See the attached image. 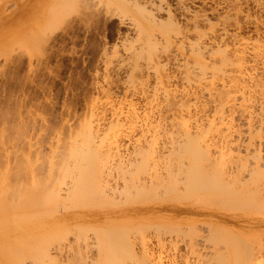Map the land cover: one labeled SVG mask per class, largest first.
I'll return each instance as SVG.
<instances>
[{
  "label": "rangeland",
  "instance_id": "obj_1",
  "mask_svg": "<svg viewBox=\"0 0 264 264\" xmlns=\"http://www.w3.org/2000/svg\"><path fill=\"white\" fill-rule=\"evenodd\" d=\"M73 3H75L76 5ZM159 7L161 9H159ZM49 8L50 9L56 8V9H52L51 10L52 12H49L50 11ZM168 10L171 11L172 13V14L170 13V16L172 15L171 17L169 16V14H167ZM150 15L153 16L154 18L151 19ZM158 20L159 21L163 20V21L159 22ZM168 20L170 21L171 25L170 24L167 25V22L169 23ZM164 31H165V34L167 32L169 35L166 34L167 35L166 36L163 33ZM143 35H145V37ZM148 36L150 38H148ZM220 36H222L223 38ZM163 37H164V40L162 39ZM195 38L199 40L201 44H204V45L207 44L206 46L208 47L207 50H209V53L208 52L205 53L206 64L211 60H212L211 62H213V60H215L216 58V60L213 63L211 62L208 63L207 65L208 69L212 68V66H215V68H218L219 66H223V64L221 65V62L219 63L220 65L218 64L217 58H219L220 56H226V57L229 56V58L232 56L231 58H233V62L237 56V58L235 59L237 67L239 64L241 65V62H243L242 66L245 68L247 67L248 69V70L246 69L247 73L251 74V75L247 73L244 74L243 75L244 78L242 76L243 79L241 77L240 78L238 77L239 72H237V70L234 69L236 68V66L231 64L233 62L230 63L231 66L229 64L228 66L229 69L228 67H226L227 70H231L230 68H233L232 72H230L231 74L233 73L232 76L238 75L237 77L241 79L240 81L238 80V82H240L241 85L245 84L246 89L244 88L243 91H240L241 93L243 92L242 93L243 95H240L241 93L239 92H236V95H235L234 92H232L233 90L232 89L231 90L232 93L230 92V94L232 95L231 96L229 93H227L228 89H223V88H226V86H223L222 84L223 81L222 82L221 80L218 81V79L217 81L215 79L217 83L215 82L216 84H214V87L212 88L213 90L204 89L202 87H199L198 84H196L197 82H195L196 80L194 79L195 73L194 74L187 73L188 71L193 72V68L191 69L190 67L192 66V63L194 62L196 63L195 55L192 53L191 55L189 51V49H191V44L195 42L198 43ZM143 39H144V42H143ZM149 39L152 41V43H154L155 41L154 45H152V43H148L150 42L148 41ZM194 39H195V42H193ZM165 40H167V43H165L166 42ZM146 42L148 44H145ZM141 44L143 45L145 44L146 46L148 45L147 47L153 46L154 50L151 47H149L151 48V51L149 48L148 50H146L147 49L145 48L146 46H143ZM181 44L182 46H179ZM164 46L166 47L164 48ZM219 46L222 48L224 47L223 48L224 50L227 48L224 52V53L227 52L225 55L221 53L222 48H220L221 50L220 51ZM214 47L217 48V50H215ZM139 48L140 49L142 48V50L145 49V51H142V53L140 52V55H138L139 53L138 51H140ZM212 48H214V50ZM133 50H136V51H133ZM218 50L221 55L220 54L218 55V53L216 54L215 51H218ZM235 50H239V52L236 51V53L234 54ZM152 51L153 52L156 51L154 52V55H153L154 58H152L155 60V62L152 61V63L153 62L156 63L155 65L160 63V65L162 64L165 68H163V66H159L158 64L159 68L162 67L161 69L158 70V67L153 66V64L151 65L146 64L147 62L145 61L146 59H148V57L150 56L149 53ZM132 52L134 53L137 52V54H133ZM143 52L147 54V57ZM211 52L213 53L211 54ZM228 52H231L232 54L230 53L229 55ZM241 53L243 56L241 55ZM258 53H260V55L261 54L264 55V0H93V1L92 0H84V1L83 0L81 1L80 0H68V1L66 0H0V154H1L0 155V205H1L0 208H2V204H3V207H6L8 209L7 211L5 208H3L2 211H0V264H45L46 262L45 263L43 262L48 260V258H44V257L41 258L42 254L40 252L42 250H40L39 252H36L35 250L33 251L32 249L33 251L32 252L30 250L31 248L30 247L28 248L27 245L23 247L20 246L22 241L23 242L32 241V243H34L35 240H36V243H35L36 245H37V241L40 243L41 242L40 240H44V241L47 240V243L44 241L40 243L41 249L43 245L45 246L46 244H49L48 247L50 246L53 247V245L63 243L62 245H60L62 248L61 250H57V249L55 250V248L52 249L54 251L51 250L52 251L51 260L52 258L53 260L52 261L48 260L50 262L49 263L47 262L46 264H97L98 262L100 264L101 263L111 264L109 261L112 260V257L113 258L116 257L112 260L114 261L113 264H142L141 260L135 259V257H133L132 255L131 257L130 253L127 252V250H125L127 253L124 250H122V246H121L123 243L122 237H126V238L127 236L130 237V241L134 243V252L137 251L136 253L138 255L139 248H136L137 245L135 244L138 243V239H139L138 237L141 235V233L142 234L144 233L143 235L145 236L146 239L151 240L150 247L152 248L154 247L155 249L154 253H156L157 251L155 256L156 255L160 256V262L156 261V264H217V262H219L218 264H242L243 262H244L243 264H248L250 262L251 264L252 263L253 264H264V212L260 211L262 209L258 206L260 205L259 200H258L259 204L257 203V201H256L257 205L254 203L255 199L257 200L258 197L257 198L250 197L252 199L249 198L248 200L241 199L240 201H243L242 203L246 204L244 206L241 202H238L239 200L238 201L235 200L234 202L233 200L234 197L232 196L233 194L231 195L229 193L230 191H227V193L231 195V197L230 196L229 197L232 198L231 199L232 201L229 200L230 198L227 196L228 194L226 195V199H225L224 195L222 196V194L224 193H221L220 191H218L217 193L214 190L217 194L215 192H211L212 190L209 191L210 193L207 192V189H205L206 191L204 190L202 191V189L206 185L203 184L204 185L203 186L201 181L196 186L197 188L196 187L193 188L194 191L191 190L192 186L186 187L184 185L185 183L182 182L184 180V177L186 176V171H184L183 169H185L184 166H186V164L188 165V161H190V156L182 152L183 149L180 148L181 143L185 142V141H181L180 139L187 140V138H189L190 136L192 137L196 134L195 135L196 138L201 141L200 144L204 147L203 150L206 152L205 155L207 157L205 156L204 160L205 161L207 160L208 162L209 161L214 162V163L212 162L213 164L211 162H210L211 164L210 163L207 164V161L206 163L203 161L204 162L203 165L205 164V166H203L204 167L203 172L205 173L210 167H212V170L210 169L211 171H213V169H216L215 167H217V169L220 168L221 170H218L220 174L218 177L220 179L221 178L224 179V180L221 179L222 183L223 181L225 182L227 178H228L227 182H230L229 179H231L230 177L237 167L239 168V169L238 168L236 169L237 172H240L242 175L247 176L248 170L246 171L244 170L245 172L243 173L242 167L247 166V165L249 166L250 163L252 162L253 163L251 165L253 164L256 165V164L264 162V124L259 125L260 118H261L260 123L264 122V114H263L264 110L262 111V109L264 108V104H263L264 102H262L264 101V86L262 85L264 83V76H263L264 75V72H263L264 71V56L261 55L262 56L261 58V56ZM141 54H143L145 57L143 55L141 56ZM233 54H234V57H233ZM135 55H137L138 57L141 56L142 59L141 57L140 58L135 57ZM240 55L244 59L243 58L241 59ZM151 56H152V53H151ZM156 56L158 57L157 62H156ZM211 56H213L214 59ZM143 58H146L144 59L145 63H143L142 61ZM134 59H135V62H134ZM231 60L232 59H230V61ZM191 61L193 62L191 63ZM163 62H165L166 64H164ZM131 63H133V65ZM190 63H191V66H187V65H190ZM210 63L211 65L212 64L213 65L211 66ZM214 63H216V65H214ZM145 64L150 66L152 69H150V67H147V66L145 67ZM225 66L227 65H224V68ZM160 71H162L168 77L165 76L164 74L162 75V72L160 73ZM260 74L262 76H260ZM156 75H159V77ZM163 76H165L166 79L167 78L169 79H167L166 81V79H164L165 77ZM252 76L256 77L258 81L261 78L262 81L260 80V82L262 84L260 82H257L256 79ZM186 77H188L189 79ZM191 77L193 78L192 80L190 79ZM248 77H250L251 80ZM155 79H158L160 81L158 80L155 81ZM131 81L132 82L134 81L136 83L133 82L134 85H132L133 83H131ZM247 81H249V83ZM137 82L139 83L137 84ZM163 82H165L167 85L165 83H164L165 85H162ZM252 82L257 83V84L259 83V84L258 85L253 84ZM160 83L161 85L159 86ZM250 84L253 87L254 85H256L257 88L256 87L253 88ZM157 85L159 86V88ZM216 85L218 87L220 85L221 88L217 90L218 87ZM192 86H194V88ZM248 86H250L251 88ZM195 88L197 89L195 90ZM153 89H155L156 91L158 90L159 92L158 97H157L158 92L155 93L154 97L152 96V94L155 92ZM182 89L185 94H183ZM192 90L194 91V93ZM215 90H217L218 93ZM195 91H196L197 97H195L196 95H194ZM162 92L166 93L167 95L169 94V96H165L166 94L164 95ZM186 92L187 93L189 92V93L187 94ZM221 92L223 94L225 93L229 94L228 103H231L230 106L227 103H225L223 108H221L218 105L220 94H222ZM248 92L250 93V95H247ZM160 94L162 96L163 95L165 96V97L163 96L164 99L160 96ZM192 94L196 100L193 99L194 97H192ZM204 94H206V96ZM233 94H234V98H233ZM180 95H182V97H179ZM185 95L187 97H185ZM170 96H171V100H172V97L174 98L175 96L177 100H178L177 97L181 98V101L177 102L176 99L173 100L174 102L170 101L169 100ZM108 97H109V100H108ZM152 97L153 98L156 97V98L153 99ZM160 97L162 100L160 99ZM150 98H152L153 101L155 100L156 101L151 102L152 100L150 101ZM167 98H168L169 104L167 101L164 102V100L165 99L167 100ZM190 98H192L191 99L192 101H189ZM210 98H212L213 100H211ZM183 99L185 103L189 101V103L191 104L193 102L194 106L192 104L189 105L188 103H186L187 106H190V108L185 105H183L185 106V108L179 107L180 104H181L180 106H182V103L184 102L182 101ZM146 100L149 103H151L152 106L150 104L148 106V104L146 103ZM157 100L159 103L157 102ZM240 100L242 101L241 105H243L241 107L239 104L241 103ZM244 100L246 104H244L245 102L243 103ZM105 101L106 103H104ZM108 101L110 102L108 103ZM162 101L166 105L162 103ZM207 101L209 102V104ZM212 101H215V104H213L214 102ZM101 102L103 103L100 104ZM111 102H113L114 104ZM170 102L172 103L170 104ZM261 103L263 106L261 105ZM106 104L108 107L106 106ZM133 104L135 105V107ZM175 104H179V105L175 106ZM114 105H116V107ZM156 105H158L159 107H157ZM162 105L167 106V110H166V107L165 106L163 107ZM216 105H218L219 108L217 107L215 109ZM146 106L148 109L146 108ZM121 107H124L122 108V110L124 111L123 112L124 115L125 114L126 115L123 116V113H122L121 116L119 115V118H118L116 114H114L113 112L117 108L121 109ZM132 107L134 110L137 108L135 110L136 112L139 111L138 113H136L137 116L135 114L132 115V113L129 112L131 110L130 108ZM160 107L164 110L165 114L162 113L163 110L162 109L160 110ZM203 107L205 108L206 111L204 110ZM232 107H235V108H232ZM151 108H154V109L151 110ZM172 108L175 110L173 115L172 113L174 110H172ZM242 108H245V109L242 110ZM139 109H141V112ZM143 109H145L146 111ZM217 109H221V111L224 109L223 113L222 114L219 113ZM148 110H151V111L149 112ZM97 111L100 112L101 114L99 113L100 114L99 115ZM111 111L112 113H110ZM190 111H192L193 113ZM186 112L188 115L186 114ZM214 112L216 113L218 112V114ZM224 112L225 113L227 112L226 115L229 113L231 114L226 116ZM95 113L97 114V116H95L96 115ZM203 113L205 115H203ZM250 113L252 115L254 114L255 115L252 116ZM113 114L115 115L114 119L112 118L114 117ZM162 114H164V116ZM260 114L263 115V117ZM138 115H140V117L142 115L143 116L140 118ZM150 115H152V118ZM218 115L220 116L221 119L223 118L222 122L220 118L218 120V117H216ZM155 116H156V119H155ZM185 116L187 117V119ZM189 116L190 118H188ZM93 117L95 118L94 121L97 120L98 122L95 121V123H92L91 125H89L92 128V130H90L91 128L85 129L84 128L85 125H86V128H88V124H85V123L93 122ZM123 117L124 118L127 117V118L124 119ZM99 118H101L102 120ZM116 118L118 119L115 125L116 121L114 120H116ZM142 118L144 119L143 123H142ZM146 118H149V120ZM157 118L158 119L160 118V119L158 120ZM197 118L198 119L201 118V119L198 120ZM110 121L111 123L114 122V125L110 126L111 130L109 127V125H112L110 124ZM136 121H138L140 124L137 123ZM122 122L123 123L126 122L124 124H127L126 128H129V129L124 128L125 127L124 124L120 125ZM223 122L225 123L223 124ZM149 123L150 125H148ZM97 124L99 125V129L101 130L98 129ZM117 124L119 126H122L123 129L122 127L121 128L117 127ZM130 125L132 126L131 127L132 131L130 130ZM254 125L255 127L258 126L257 129L260 130L259 132H257L258 130L256 128L254 129L252 128ZM24 126L28 128V130L26 128H22ZM261 126L263 127V130ZM112 127L113 128L115 127V130H113ZM81 129L84 130L82 131V136L84 135L85 139L81 136V133H80ZM243 129L244 130L246 129L247 131L246 130L244 131ZM33 130H35L36 132L35 131L33 132ZM88 130L91 134L87 132ZM123 130L125 131V133L123 132ZM102 131L104 132L106 131V133H101ZM83 132L85 133L83 134ZM93 132L97 133L99 136L102 134L101 138L104 137L103 135H107V137L105 136L103 138L107 144L105 142L103 143V139H101L97 134H94ZM108 132H110L111 134L112 133L114 134L111 135ZM15 133L16 135H14ZM20 133L21 135L19 136L18 134ZM260 133H262V135ZM86 134L87 135L89 134L90 136H87ZM116 134H117L116 139L117 137H119V135L120 137L116 140L115 142L116 144H115V143H112V140H114L115 138L114 136ZM92 136L93 138L99 137L98 139H94L96 140L97 143L92 138V141L95 143V145L99 144L98 147L95 145L94 147L93 146L94 143L90 141ZM150 136L154 138L153 139L154 141H152L153 144H151L152 138H149ZM183 136H184V139H183ZM214 136H216V138ZM261 136L263 137V139ZM247 137L248 139L246 140ZM80 138H82L81 143L84 144V145H81V147H80L81 143L78 144L80 142L79 141ZM88 138H90L89 139L90 144L88 143ZM99 139L102 141L100 142ZM97 140L99 141V143ZM148 140H150V143ZM17 141H19L20 143ZM82 141L83 142L85 141V142L83 143ZM14 142H16V144ZM91 142L93 144H91ZM146 142H148L150 146L149 145L147 146ZM173 142H174V145H173ZM175 142H179L180 144V145H177L178 149L176 148L177 146L175 145ZM102 143L105 145H103ZM117 143H119V145ZM207 144L208 146H206ZM251 144L253 145L251 146ZM35 145L36 146L38 145L37 146L38 148ZM72 145L73 146L75 145V147H73ZM76 145H79V146H76ZM91 145L93 146V149L97 147V150L96 149L95 150L85 149L87 147L89 148ZM137 146L139 148H137ZM146 146L147 148L149 147V149H146ZM107 147L108 148L111 147V149L110 150L106 149ZM76 148H78V151L80 150V154L81 152L82 153L85 152L86 155L84 154V156L86 157L82 156L81 154L84 162L81 161V158H80L81 156L78 157L79 153ZM117 148L120 150V152L119 150H117ZM142 148L146 149V151L142 150ZM159 148H161V150ZM170 148L172 149L173 152L171 151ZM35 149H37L39 153ZM75 149L78 155H76ZM154 149L156 152H153ZM233 149L234 150L236 149V150L234 151ZM135 150L136 151L138 150L137 154ZM71 151H75L74 152L75 153L74 156L76 155L75 158L72 154L73 152L71 153ZM90 151H92L91 154H95V156L91 155L89 153ZM99 151H100V154L101 153L104 154V151H106L108 153L107 154L105 152L106 157L109 155H113V154H115L116 156L115 155L111 157L109 156L107 157V159L106 157H104L106 160L104 158L102 160V156L104 155L102 154L99 155ZM109 151L110 152L112 151V154ZM151 151H152V155H151ZM170 151L173 154H170ZM97 152H98V155L96 156ZM255 152L258 153L259 157L258 158L256 157V159L258 160H255V158L253 159V156L255 157L257 155V153ZM122 154H123V157H122ZM130 154H131V157L129 156ZM41 155L43 156L44 159L42 158ZM90 155L91 157L89 159L88 157ZM155 155H157L158 157ZM159 155L162 158H160ZM117 156L122 157L123 159L122 158L118 159ZM143 156L146 158L145 159L146 162L144 160L143 161L141 160L142 158L144 159ZM171 156L173 157L172 160H171ZM176 156L179 158H177ZM93 157L95 158L96 161L100 163L99 166H98V162L94 161ZM114 157H116L115 161L112 160L114 159ZM151 157L153 159H151ZM208 157L210 160L208 159ZM97 158L98 159L101 158V159L98 160ZM124 158L127 161L129 160L128 166L126 165L127 161L125 162ZM136 158L138 160H136ZM176 158L179 160H177ZM134 159L136 163L133 162ZM157 159H160V162ZM78 160H80V163ZM104 160L105 162H107V163L104 162V164L107 166L105 167L104 165V168H103L101 164L103 163ZM117 160H120L118 162L121 164H118ZM40 162L42 164H40ZM130 162L131 164L132 163L134 164L131 165ZM86 163L88 167H86L85 165ZM89 163L90 164L92 163V164L90 165ZM161 163L165 165H162ZM179 163L180 165L181 163H185V164H183L184 166L183 165L180 166ZM206 164L210 167H208ZM81 165L83 166V168ZM89 165L91 166L90 168L92 172L91 170H89L90 169ZM95 165L97 167H95ZM100 166L104 170L102 173L103 174L102 177L106 176L105 179H108L112 187H116L117 190L119 191V192L117 191L119 195H117L116 193L115 196L113 195L115 198L111 199V200H114L117 198L116 202L109 201L110 200L109 198H108L109 200L106 201V199L100 197L99 192H97L98 188L94 186L97 184L96 177L98 179L100 175V173L98 172V169L101 168ZM248 166L247 168L246 167L244 168L250 169V166L249 167ZM107 167L109 168L108 170L106 169ZM69 168L72 170V172L70 171ZM96 168H98L97 172H96ZM124 168L127 169V173ZM139 168L141 170H139ZM157 168H159V170ZM173 168H177V170ZM240 168L242 171L240 170ZM259 168H261L260 169L261 171L258 174V176L260 177L257 176L255 178L259 183H262L261 181L264 179L263 177L264 166L261 164ZM123 170L125 171V174ZM169 170L170 172H173V173L171 174ZM226 170L228 174H225ZM160 171L162 172V174ZM211 171H209L208 173L209 175H211L210 174ZM220 171L222 172L224 171L223 173L225 175L223 176V174H221ZM66 172H68L69 174ZM128 172H130L131 176L128 174ZM157 172L158 174H156ZM181 172L182 173L184 172L185 174L184 173L181 174ZM214 172L216 173L215 176L217 177L218 172L213 171L211 173L214 175ZM237 172L235 171L234 173H237ZM106 173L107 175H105ZM204 173H202V175L203 177L206 176V178L204 177L205 180L210 178V176L204 175ZM75 174L78 177V179L75 176ZM92 175H93V178H92ZM162 175L164 177L168 176V178H164ZM182 175L184 177H182ZM247 177H249V175ZM82 178H84L85 180ZM182 178L183 180H180ZM75 179L77 181V186H78L76 187L77 190L74 188L76 185ZM200 179L202 180V178ZM151 180L154 182H152ZM205 180H203V182H205ZM94 181H95V184H94ZM127 181L130 183L134 182V184H129ZM138 181H139V186H135L138 184L137 183ZM150 181L152 183H150ZM163 181H166V182H163ZM167 181L168 182L171 181V183L168 184ZM208 181H210V179L206 180V182ZM213 181H210V182H213ZM146 182L149 186L145 184ZM227 182L222 184V186L224 185V187H227L225 186ZM13 183L15 184V186ZM125 183H127V187L125 186L126 188H124ZM214 183L216 182H213V184ZM219 183H218V186H219ZM72 184L74 185V187L71 190L69 189V187ZM143 184L147 185L148 187L147 186L145 187V185ZM158 184L159 185L161 184V186L163 184L162 186L163 188L167 186L168 184L166 194H164L165 193L164 191L166 189L164 188L162 190H159V188L161 189L162 187L158 186ZM181 184L184 186V189ZM199 184L200 186H203V187L201 190L199 189L200 191L198 190L196 192L195 190L199 188L198 187ZM213 184H210V185H213ZM262 184H264V182ZM154 185H156L157 187H155ZM207 185H209V182L207 183ZM53 186H56V187H53ZM86 186L88 187V189ZM140 186L145 187V188H140V190L146 189V188H148L149 190L147 192L145 191L141 193L140 195L137 191H135L136 195H135V192L133 194V191L136 189V187H140ZM209 186L208 188H210ZM214 186L213 187L211 186V187L214 189L217 185L215 187ZM218 186L217 188H219ZM222 186H220V188H223ZM57 187L62 188L63 193L60 189L56 190L58 189ZM154 187L158 189H156L155 191ZM26 188H28L27 191L29 192H26V190H23ZM35 188H37V190L39 189L42 192L39 191L37 193ZM45 188L47 189L50 188V190L54 188L53 189L54 192L53 191L52 192L55 194L53 195H57V194L60 195L59 193H61L60 197L62 198L60 197L58 198L57 196L54 197L53 195H51L52 192H50V194L48 192L47 194V195H51V197L53 196V198H55L54 202L57 203L58 201V204H54V202L53 203L51 202L52 204L46 205L48 200H44L43 198L47 199L45 197L47 192L45 193V195H43L44 197L42 196L44 191H46ZM66 188L69 189L68 192ZM120 188L123 189L124 191L121 190ZM178 188L180 191L182 190L183 192L179 191L178 193L176 191L178 190ZM80 189L82 191H80ZM92 189L95 193L97 192L96 194L92 193L96 196L91 195L90 192H93ZM125 189H127L126 193H125ZM226 189L227 188H225L224 190ZM22 190L25 192L23 193ZM65 190L67 193H71L69 194V196L71 195L70 200H72V202L68 200L69 201L68 203L66 200H64L66 196L63 199L64 195H67L65 194L66 193ZM75 190L76 192L73 193V191ZM130 190H133V191L130 192ZM120 191L122 193L124 192L123 193L124 195ZM34 192H36L35 193L36 195L34 194V196H32ZM81 192L82 193L84 192V193L80 194ZM232 192L233 191L231 190V193ZM30 193L31 195H29ZM72 193L74 195L75 194L77 195L73 197L74 195ZM160 193H163V195H161ZM208 193L210 195H213V197L211 196L212 198L214 197L220 198L221 203L219 202V199L218 200L215 199L216 200L215 202L220 203L221 205L217 204V207H216L215 206L216 204L213 202L215 204L214 205L211 202L212 200L211 201L209 200L211 199V197L208 195ZM15 194H16V197H15ZM26 194L27 196H25ZM131 194L135 195L133 199H135L137 196L139 197L137 198V200L133 201V199L131 198L132 197ZM158 194L160 195L158 196ZM80 195L83 196V199L85 200L80 201L79 199V197H81ZM165 195L167 198L165 197ZM35 196L37 197L35 202L37 203L38 201V204L34 202ZM26 197L28 199L30 197L31 198L34 197V198L32 199L33 201L30 198L29 200L31 201L29 202L28 200L26 201ZM39 197L41 199L40 202L43 200L44 202L43 204H45L43 206L41 205V207H44L43 210H41V212L45 211V213L42 212L43 213L42 216H38V215L36 216V214L34 215L32 213L34 212V213L39 214V212H35V211H40V208H41L39 207L40 206ZM99 197L103 201L102 203L104 205L100 203L101 200L99 199ZM13 198H14V201H13ZM23 198L25 200L24 202H21V200L23 201ZM74 198H76L75 200H77L79 203L77 201L76 203L73 202L75 201ZM118 198L120 200L124 199L123 202H117L119 200ZM125 198H129L130 200L132 199V201L128 199L130 202L129 203L127 202L128 200ZM223 198L227 202L229 200L230 203L229 202H228L229 204L225 203V201L222 200ZM5 199L6 200L8 199V202ZM59 199L61 201H59ZM16 200L17 202H15ZM88 200H91V201H88ZM9 201L10 203L13 201L15 205L9 204ZM62 201L63 202L66 201L64 204V210H63V207H61L63 204ZM104 201H106V203L109 202L110 204H105ZM222 201L225 203V205L222 204ZM59 202H61V204ZM236 202H238L239 204ZM27 203L29 204L31 203L30 205L32 206H27L29 205ZM115 203H118L120 205L118 204L114 205ZM127 203L129 204L126 205ZM203 203H206V204H203ZM253 203L260 209L258 208L257 210V207ZM18 204L19 206H17ZM59 204H60V207H59ZM69 204L71 205V207ZM236 204H238L237 206L239 205L240 206L237 207ZM33 205L34 207L36 206V208H34ZM66 205H67V208H65ZM9 206L10 207L12 206V210ZM37 206L39 207V209ZM242 206L244 208H242ZM172 207L190 208L192 210L191 211H174ZM141 208H149V210H144ZM255 208L256 210H254ZM52 209L53 211H51V213L47 212ZM138 210L141 211V214H138L136 212ZM56 211H58L59 214ZM69 212H70L69 214L70 216L68 215V217L66 218L67 220L65 221L60 220V218H62V214L64 213L68 214ZM42 213H40L39 215H41ZM52 213L54 216H52ZM27 214H28V217L24 218L25 216H27ZM30 215L33 217L35 216V217L33 218ZM219 215L225 218L224 220L225 222H222V223H224V225L227 226V229H231L230 230L231 233L226 230L224 231L219 230V234L216 233L215 231V235L214 234L210 235L207 229L209 222L211 224L217 223L218 222L217 218H219ZM44 220L46 221L44 222ZM12 221L14 222L12 223ZM157 221H158V225H157ZM182 221H193L196 225V230L208 236L207 242H205L204 244L199 240L201 245L200 246L198 245L197 247H194V248H190L188 247L187 244L181 242L179 243L180 251H178L177 254H174V253L172 254L173 251L170 248V244L172 243V238L173 237L174 239L182 238V239H185V241L187 242L189 239L188 236H190L191 233H193L191 232V230H188L189 226H187V224L185 223H182L180 225L182 233L184 232L183 234L178 231L176 232L175 228L173 227L171 229L172 231H175L176 233L174 232H171L173 234L169 233V229L172 226V224L171 226H169L168 224L169 222H173V223L176 222L173 224L175 225ZM48 223H55V225L49 226V228L40 227L38 228L37 231H35L36 233L31 231V227L33 226H42V224H48ZM162 223L166 225L168 229H165L167 227H163L164 225ZM108 224H113L114 226H108ZM122 224L123 225L125 224L124 225L125 227H122L123 226ZM160 227H162V229ZM46 231H49V232H46ZM53 231H55L58 234V236H56L57 234L55 235V232ZM64 231H65V237L62 238L61 236H64V234H62ZM46 233L47 234L50 233V236H48ZM185 233H189V234L185 235ZM21 235H23V237ZM34 235H36L40 239L38 240L36 236H35L36 239L33 238ZM43 235H45V237H43ZM217 235L219 236V238ZM53 236H55L54 239L51 238ZM47 237H49L50 239ZM28 238L30 240H28ZM53 240H55V242ZM108 240H109V243H108ZM118 240H121L122 242L120 245H119L120 242ZM158 241H162L166 244L165 249L157 250V246L155 245L158 243ZM206 243H208L207 244L208 246L206 245ZM112 244H114V246L116 247L115 249ZM38 245H37V248H39ZM107 245H108V248H107ZM111 246L113 247V249H111L112 248ZM16 247H20L21 252H17V251L15 252V250H17ZM78 247H82L84 249L85 261L83 258H81L82 256H80L79 258L73 257L74 254L72 251L74 250L76 251ZM20 248L18 249L20 250ZM117 248L120 249L119 252L121 253L124 251L122 255L125 258L126 256L129 255L128 262H127V258L126 259L124 258L125 259L124 261V259L122 260L123 257L121 255H117L119 254L118 252L117 253L115 252V251H118L116 250ZM23 249L26 251V253L25 251H23ZM39 249H37V251ZM29 251H31V253ZM222 251H224L223 252L224 254L221 253L222 255L215 254V253L222 252ZM35 253L38 255L40 259L36 256ZM38 253H40V255ZM28 254L32 256H29ZM102 254L105 256L107 255L106 258ZM31 257L33 259H36L37 261L35 260L34 261L35 263H34L33 260H31ZM108 257L110 260L108 259V262L105 261L104 263L103 259L107 260ZM41 259L42 260L46 259V260L41 262ZM217 259L218 260L220 259V261H217ZM245 259H247L246 260V262L248 261L247 263L245 262ZM248 259H250V261ZM252 259L254 262L252 261Z\"/></svg>",
  "mask_w": 264,
  "mask_h": 264
},
{
  "label": "bare ground",
  "instance_id": "obj_2",
  "mask_svg": "<svg viewBox=\"0 0 264 264\" xmlns=\"http://www.w3.org/2000/svg\"><path fill=\"white\" fill-rule=\"evenodd\" d=\"M66 1H68V0H66ZM80 1H81V0H80ZM83 1H84V0H83ZM92 1H93V0H92ZM75 2H76V1H75ZM92 3H93V2H92ZM94 3H95V2H94ZM128 3H129V2H128ZM73 4H75V3H73ZM73 4H72V5H73ZM81 4H82V3H81ZM131 4H132V3H131ZM133 4H134V3H133ZM58 5H60V4H58ZM75 5H76V4H75ZM78 5H79V4H78ZM137 5H138V4H137ZM49 7H50V6H49ZM57 7H58V6H57ZM136 7H137V6H136ZM163 8H164V7H163ZM49 9H50V8H49ZM52 9H56V8H52ZM52 9H50L49 12H52V11H51ZM159 9H161V8L159 7ZM170 13H171V11L168 10L167 14H169V16H170ZM194 13H195V12H194ZM194 13H193V14H194ZM109 14H110V13H109ZM171 14H172V13H171ZM200 15H201V14H200ZM150 16H151V15H150ZM171 16H172V15H171ZM171 16H170V17H171ZM198 16H199V15H198ZM201 17H202V16H201ZM152 18H154V17L151 16V19H152ZM168 18H169V17H168ZM172 18H173V17H172ZM166 19H167V18H166ZM207 20H208V19H207ZM207 20H206V21H207ZM158 21H159V20H158ZM162 21H163V20H161V21H159V22H162ZM168 21H169V20H168ZM154 22H155V21H154ZM235 22H236V20H235ZM197 23H198V22H197ZM169 24L171 25L170 21H169V23L167 22V25H169ZM164 25H166V24H164ZM222 26H224V25H222ZM222 29H223V28H222ZM225 29H226V28H225ZM172 32H174V31H172ZM231 32H232V31H231ZM163 33L165 34V31H164ZM175 33H176V32H175ZM143 34H144V33H143ZM166 34L169 35L167 32H166ZM166 34H165V35H166ZM202 34H203V33H202ZM202 34H201V35H202ZM167 35H166V36H167ZM143 36L145 37V35H143ZM143 36H142V37H143ZM223 36H224V35H223ZM200 37H201V36H200ZM220 37H222V36H220ZM148 38H150V37L148 36ZM222 38H223V37H222ZM153 39H154V38H153ZM153 39H152V40H153ZM162 39L164 40V37H163ZM195 39H196V38H195ZM195 39H194V41H193V40H192V41L195 42ZM199 39H200V38H199ZM202 39H203V38H202ZM146 40H147V39H146ZM154 40H155V39H154ZM154 40H153V41H154ZM168 40H169V39H168ZM200 40H201V39H200ZM148 41H150V42H148V43H152V41H151L150 39H149ZM165 41H166L165 43H167V40H165ZM196 41H197L198 43L195 42V43L191 44V49L188 48L189 51H190V54L192 53V54L195 55V57H196V63H195V62L192 63L193 61H191L193 67L191 66V63H190V65H187V66H191V67H190L191 69L193 68V72H189V71H188L187 73H193V74L195 73V75H194L195 78H194V79L196 80L195 82H197L196 84H198L199 87H202V88H204V89H208V90L211 89V90H213L212 88L214 87V84L217 83L216 81H217V79H218V81H220V80H221V82L223 81V82H222L223 86H226V88H223V89H228V90H227V93L230 94V92H231L232 89H233L232 92H234L235 95H236V92L241 93L240 91H243V90H244V88H245V84H244V85H243V84L241 85L240 82H238V80L240 81L241 79H239V78H240V77L242 78V76H243L244 74L247 73V71H246L247 67H246V68L243 67V66H242V63H243V62H241L240 60H239V61L241 62V65L239 64L238 67H237V64H236V62H235V61H236L235 59L237 58L236 55H237L238 53L235 55L236 58L234 59V62H233V58H231L232 56H231L230 58H229V56H228V57H226V56H220V57H221V58L219 57L220 59L217 58V60H218V64H219L220 62H221V65L223 64V66H219L218 68H215V66H212L213 64L211 65V63H213V62L216 60V58H215V60H213V62H211L212 60L209 61V62H211L210 65L212 66V68L208 69V68H207V65H208L209 62H208L207 64H206V62H205V53H207V52L209 53V50H207L208 47L206 46L207 44H206V45L201 44V43L199 42V40H197V39H196ZM215 41H216V40H215ZM219 41H220V40H219ZM143 42H144V39H143ZM201 42H202V41H201ZM220 42H221V41H220ZM148 43L146 42L145 44H148ZM154 43H155V41H154ZM154 43H152V45H154ZM157 43H158V42H157ZM168 43H169V42H168ZM191 43H192V42H191ZM145 44H144V45L141 44V45L146 46ZM223 44H224V43H223ZM149 45H150V44H149ZM156 45H157V44H156ZM214 45H215V44H214ZM218 45H219V44H218ZM218 45H216V46H218ZM143 46H142V47H143ZM147 46H148V45H147ZM147 46L145 47V48H147L146 50H148L149 47L153 48V46H149V47H147ZM179 46H182V44L179 45ZM255 46H256V45H255ZM140 47H141V46H140ZM165 47H166V46H164V48H165ZM151 48H149L150 51H151ZM181 48H182V47H181ZM214 48H215V47H214ZM214 48H212V49L214 50ZM220 48H222V47L219 46V50H220ZM223 48H224V47H223ZM223 48H222V52H221V53L225 55L227 52H226V53H224V52H225V50H226L227 48H226L225 50H224ZM139 49H140V48H139ZM210 49H211V48H210ZM253 49H254V48H253ZM257 49H259V48H257ZM153 50H154V48H153ZM155 50H156V49H155ZM215 50H217V48H215ZM219 50H218V51H215L216 54L218 53V55L220 54ZM133 51H136V50H133ZM142 51H145V49L142 50V48H141L140 51H138V52H139L138 55H140V52L142 53ZM220 51H221V50H220ZM236 51L239 52V50H235V51H234V54L236 53ZM147 52H149V51H147ZM154 52H156V51H154ZM154 52H153V51L150 52V53H149L150 56L148 55V56H149L148 59L143 58L142 61H143V63L147 62L146 64H149V65L153 64V66L158 67V70H159V69L162 68V67L159 68V66H163V65H162V64L160 65V63H158L159 66H158V64L155 65V64H156V63H154L155 60L152 59V58H154V56H153V55H154ZM213 52H214V51H213ZM213 52H211V54H212ZM215 52H214V53H215ZM241 52H242V51H241ZM132 53H133V54H137V52H135V53L132 52ZM143 53L145 54V52H143ZM151 53H152V56H151ZM228 53H229V55H230L231 52H228ZM158 54H159V53H158ZM192 54H191V55H192ZM231 54H232V53H231ZM234 54H233V57H234ZM258 54L260 55V53H258ZM110 55H111V54H110ZM142 55H143V54H141V56H142ZM145 55H146V57H147V54H145ZM167 55H168V54H167ZM220 55H221V54H220ZM241 55H242V53H241ZM241 55H240V56H241ZM259 55H258V56H259ZM261 55H262V54H261ZM261 55H260V56H261ZM141 56H140V57H141ZM143 56H144V55H143ZM159 56H160V55H159ZM169 56H170V55H169ZM240 56H239V57H240ZM242 56H243V55H242ZM242 56H241V59L243 58ZM244 56H245V55H244ZM262 56H264V55H262ZM262 56H261V58H262ZM109 57H110V56H109ZM135 57L140 58V57H138L137 55H135ZM144 57H145V56H144ZM206 57H207V56H206ZM209 57H210V56H209ZM209 57H208V58H209ZM211 57H213V56H211ZM157 58H158V57L156 56V62H157ZM159 58H161V57H159ZM255 58H256V56H255ZM141 59H142V57H141ZM144 59H146L145 62H144ZM206 59H207V58H206ZM210 59H211V58H210ZM213 59H214V57H213ZM230 59H232V60L230 61ZM243 59H244V58H243ZM137 60H138V59H137ZM219 60H220V61H219ZM237 60H238V59H237ZM259 60H260V59H259ZM124 61H125V60H124ZM152 61H154V62L152 63ZM162 61H163V60H162ZM229 61H230V62H229ZM239 61H238V62H239ZM134 62H135V59H134ZM136 62H137V61H136ZM231 62H233V63H231ZM240 62H239V63H240ZM163 63L166 64L165 62H163ZM179 63H180V62H179ZM188 63H189V62H188ZM230 63H231L232 65L236 66V68H234V69L237 70V72H239V76H238V75H234V76H232L233 73L231 74L230 72H232V69H233V68H230L231 70H227L226 67H228ZM131 64L133 65V63H131ZM146 64H145V67H146V66H147V67H150V66H148V65H146ZM231 64H230V66H231ZM235 64H236V65H235ZM136 65H137V64H136ZM136 65H135V66H136ZM194 65H195V66H194ZM214 65H216V63H214ZM219 65H220V64H219ZM224 65H227V66H225V68H224ZM243 65H244V64H243ZM183 66H184V65H183ZM211 66H210V67H211ZM232 67H233V66H232ZM248 67H249V66H248ZM135 68H136V67H135ZM139 68H140V67H139ZM163 68H165V67L163 66ZM186 68H187V67H186ZM190 68H189V70H190ZM253 68H254V67H253ZM146 69H147V68H146ZM150 69H152V68L150 67ZM228 69H229V67H228ZM249 69H250V68H249ZM262 69H263V68H262ZM262 69H261V70H262ZM158 70H157V71H158ZM162 70H163V69H162ZM170 70H171V69H170ZM235 70H234V71H235ZM247 70H248V69H247ZM261 70H260V71H261ZM151 71H152V70H151ZM155 71H156V70H155ZM234 71H233V72H234ZM153 72H154V71H153ZM161 72H162V71H160V73H161ZM250 72H251V71H250ZM255 72H256V71H255ZM263 72H264V71H263ZM147 73H148V72H147ZM154 73H155V72H154ZM252 73H253V72H252ZM163 74H164V73L162 72V75H163ZM184 74H185V73H184ZM193 74H192V75H193ZM247 74H249V73H247ZM261 74H263V73H261ZM261 74H260V76H262ZM164 75H165V74H164ZM249 75H251V74H249ZM252 75H253V74H252ZM154 76H155V74H154ZM156 76L159 77V75H156ZM160 76H161V75H160ZM165 76H167V75H165ZM165 76H163V77H165ZM237 76H238L239 78H238ZM256 76H257V75H256ZM263 76H264V75H263ZM167 77H168V76H167ZM192 77H193V76H192ZM192 77L190 78L191 80L193 79ZM250 77H251V76H250ZM250 77H248V78L250 79ZM252 77H254V76H252ZM156 78H157V77H156ZM186 78H188V77H186ZM243 78H244V76H243ZM243 78H242V79H243ZM245 78H246V77H245ZM248 78H247V79H248ZM254 78L256 79V77H254ZM133 79H134V78H133ZM139 79H140V78H139ZM148 79H149V78H148ZM160 79H161V78H160ZM164 79H166V77H165ZM164 79H162V80H164ZM167 79H169V78H167ZM167 79H166V81H167ZM188 79H189V78H188ZM188 79H186V80H188ZM215 79H216V81H215ZM247 79H246V80H247ZM136 80H137V79H136ZM142 80H143V79H142ZM156 80H158V79H155V81H156ZM250 80H251V79H250ZM260 80H261V78H260ZM260 80L258 81V80L256 79L257 82H260ZM158 81H160V80H158ZM183 81H184V80H183ZM253 81H254V80H253ZM261 81H262V80H261ZM133 82H134V81H133ZM133 82L131 81V83H133ZM192 82H193V81H192ZM195 82H194V84H195ZM215 82H216V83H215ZM243 82H244V81H243ZM243 82H242V83H243ZM247 82L249 83V81H247ZM134 83H136V82H134ZM134 83H133L132 85H134ZM138 83H139V82H137V84H138ZM143 83H144V82H143ZM161 83H162V82H161ZM161 83L159 84V86L161 85ZM164 83H165V82H163L162 85H165V84H166V83H165V84H164ZM190 83H191V82H190ZM252 83H253V82H252ZM260 83H261V82H260ZM144 84H145V83H144ZM156 84H157V82H156ZM194 84H193V85H194ZM219 84H220V82H219ZM246 84H247V83H246ZM253 84H257V83H253ZM258 84H259V83H258ZM258 84H257V85H258ZM261 84H262V83H261ZM261 84H260V85H261ZM154 85H155V84H154ZM166 85H167V84H166ZM168 85H169V84H168ZM175 85H176V84H175ZM247 85H248V84H247ZM247 85H246V87H247ZM250 85H251V84H250ZM262 85L264 86V83H263ZM143 86H144V85H143ZM157 86H158V85H157ZM159 86H158V88H159ZM194 86H195V85H194ZM194 86H192V87L194 88ZM216 86H217V85H216ZM251 86H252V85H251ZM141 87H142V85H141ZM154 87H156V86H154ZM167 87H168V86H167ZM172 87H173V86H172ZM188 87H189V86H188ZM199 87H198V88H199ZM217 87H218V86H217ZM248 87H250V86H248ZM252 87H253V86H252ZM255 87H256V85H254L253 88H255ZM258 87H260V86H258ZM133 88H134V87H133ZM143 88H144V87H143ZM165 88H166V86H165ZM169 88H171V87H169ZM169 88H168V89H169ZM219 88H221L220 85H219V87H218L217 90H219ZM250 88H251V87H250ZM256 88H257V87H256ZM161 89H162V88H161ZM183 89H184V88H183ZM183 89H182V91H183ZM196 89H197V88H195V90H196ZM204 89H203V90H204ZM215 89H216V87H215ZM245 89H246V88H245ZM247 89H249V88H247ZM141 90H142V89H141ZM145 90H146V89H145ZM153 90L155 91V92L153 91L154 93L152 92V93L154 94V95L152 94V96L154 97V96H155V93L158 92V90H157V91H156L155 89H153ZM173 90H175V89H173ZM173 90H172V91H173ZM201 90H202V89H201ZM217 90H215V91L218 93ZM148 91H149V90H148ZM164 91H165V90H164ZM182 91H181V93H182ZM186 91H187V90H186ZM192 91H193V90H192ZM223 91H224V90H223ZM247 91H248V90H247ZM252 91H253V89H252ZM145 92H146V91H145ZM149 92H150V91H149ZM160 92H161V91H160ZM170 92H171V90H170ZM204 92H206V91H204ZM207 92H208V91H207ZM209 92H210V91H209ZM216 92H215V93H216ZM224 92H225V91H224ZM232 92H231V93H232ZM162 93H163V92H162ZM168 93H169V92H168ZM186 93H187V92H186ZM188 93H189V92H188ZM188 93H187V94H188ZM193 93H194V91H193ZM217 93H216V94H217ZM219 93H220V91H219ZM221 93H222V92H221ZM242 93H243V92H242ZM242 93H241L240 95H243ZM244 93H245V92H244ZM106 94H107V93H106ZM163 94L165 95L166 93H163ZM170 94H172V93H170ZM174 94H175V93H174ZM183 94H185L184 91H183ZM229 94H226V93H225V94H223V93L220 94V99H219V104H218V105H219L221 108H223V106L225 105V103L229 104V106H230L231 103H228V101H229ZM234 94H233V98H234ZM109 95H110V94H109ZM150 95H151V94H150ZM158 95H159V92H158V94H157V97H158ZM164 95H163V96H164ZM194 95H196V91H195V94H194ZM204 95L206 96V94H204ZM230 95H231V94H230ZM240 95H239V96H240ZM244 95H245V94H244ZM247 95H250V93L248 92ZM148 96H149V95H148ZM160 96L163 98V96H162L161 94H160ZM165 96H169V94H168V95L166 94ZM165 96H164V97H165ZM183 96H184V95H183ZM199 96H200V95H199ZM225 96H226V97H225ZM231 96H232V95H231ZM239 96H238V97H239ZM153 97H152V98H153ZM161 97H160V99H161ZM176 97H177V96H176ZM179 97H182V95H180ZM179 97H177V98H178V100H177V99L175 98V96H174V98L172 97V100H171V96H170V97H169V98H170L169 100H170V101H173L174 99H176L177 102H178V101L180 102V101H181V98H179ZM185 97H187V96L185 95ZM192 97H194L193 94H192ZM195 97H197V95H196ZM195 97H194L193 99H195ZM203 97H204V96H203ZM216 97H217V95H216ZM147 98H149V97H147ZM152 98H150V101L152 100L151 102H155L156 100L153 101V99H155L156 97L153 98V99H152ZM198 98H199V97H198ZM198 98H197V99H198ZM233 98H232V99H233ZM235 98H236V97H235ZM98 99H100V98H98ZM104 99H105V98H104ZM104 99H103V100H104ZM157 99H158V98H157ZM163 99H164V98H163ZM179 99H180V100H179ZM191 99H192V98H190V100H189V99H188V100H189V101H192ZM210 99L213 100L212 98H210ZM215 99H216V98H215ZM240 99H241V98H240ZM243 99H244V97H243ZM248 99H250V98H248ZM103 100H102V101H103ZM105 100H106V99H105ZM108 100H109V97H108ZM148 100H149V99H148ZM161 100H162V99H161ZM161 100H160V101H161ZM185 100H186V99H185ZM195 100H196V99H195ZM106 101H107V100H106ZM106 101H105L104 103H106ZM113 101H114V100H113ZM165 101L168 102V98H167V100L165 99L164 102H165ZM182 101H184V99H183ZM189 101L186 102V103H188L189 105L192 104V105L194 106L193 102L190 104ZM193 101H194V100H193ZM230 101H232V100H230ZM240 101H241V100H240ZM246 101H248V100H246ZM109 102H110V101H108V103H109ZM120 102H121V101H120ZM120 102H119V103H120ZM157 102H158V100H157ZM157 102H156V103H157ZM164 102L162 101V103H164ZM173 102H174V101H173ZM177 102H175V103H177ZM199 102H200V101H199ZM207 102H208V101H207ZM212 102H214L213 104H215V101H212ZM212 102H211V103H212ZM216 102H217V101H216ZM244 102H245V100L243 101V103H244ZM262 102H264V101H262ZM102 103H103V102H101L100 104H102ZM111 103H113V102H111ZM111 103H110V104H111ZM115 103H117V102H115ZM129 103H130V102H129ZM135 103H136V102H135ZM146 103L148 104V106H149V104L151 105V103H149L147 100H146ZM158 103H159V102H158ZM171 103H172V102H170V104H171ZM186 103H185V101H184V102L182 103V106H180L181 104H180V105H179V104H175V106L179 105V107H184V108H185V106H187ZM100 104H99V105H100ZM110 104H108V105H110ZM113 104H114V103H113ZM120 104H121V103H120ZM126 104H127V103H126ZM131 104H132V102H131ZM131 104H130V105H131ZM147 104H145V105H147ZM153 104H155V103H153ZM160 104H161V103H160ZM164 104H165V103H164ZM168 104H169V102H168ZM168 104H167V105H168ZM173 104H174V103H173ZM208 104H209V102H208ZM239 104H240V107L243 106V105H241V104H242V101H241V103H239ZM244 104H246V102H245ZM263 104H264V103H263ZM95 105H96V104H95ZM117 105H118V104H117ZM121 105H122V104H121ZM124 105H125V104H124ZM127 105H128V104H127ZM127 105H126V106H127ZM133 105H134V104H133ZM137 105H138V104H137ZM145 105H144V106H145ZM165 105H166V104H165ZM165 105H162V106L164 107ZM183 105H185V106H183ZM195 105H197V104H195ZM218 105H216L215 109L218 107ZM261 105H262V103H261ZM106 106H107V104H106ZM114 106L116 107V105H114ZM151 106H152V105H151ZM151 106H150V107H151ZM153 106H154V105H153ZM156 106L159 107L158 105H156ZM162 106H161V107H162ZM175 106H174V107H175ZM207 106H208V105H207ZM232 106H233V105H232ZM262 106H263V105H262ZM262 106H261V107H262ZM103 107H104V106H103ZM107 107H108V106H107ZM115 107H114V108H115ZM119 107H120V105H119ZM134 107H135V105H134ZM161 107H160V110L162 109ZM165 107H166V110H167V106H165ZM187 107L190 108V106H187ZM195 107H196V106H195ZM201 107H202V106H201ZM210 107H211V105H210ZM244 107H245V106H244ZM249 107H250V106H249ZM249 107H248V108H249ZM105 108H106V107H105ZM122 108H124V107H121V109H120V108H117V109H115L114 112H113L114 114H116V116H117L118 118H119V115L121 116V114L124 112V111L122 110ZM146 108H147V106H146ZM191 108H192V107H191ZM203 108H204V107H203ZM203 108H202V110H203ZM218 108H219V107H218ZM232 108H235V107H232ZM232 108H231V109H232ZM245 108H246V107H245ZM245 108H242V110L245 109ZM108 109H110V108H108ZM130 109H131V110H130L129 112H131L132 115L135 114V115L137 116L136 113L139 112V111H138V112L135 111L137 108H136L135 110L133 109V107L130 108ZM147 109H148V108H147ZM152 109H154V108H151V110H152ZM170 109H171V108H170ZM182 109H183V108H182ZM198 109H199V107H198ZM208 109H209V108H208ZM208 109H207V110H208ZM92 110H93V109H92ZM111 110H112V109H111ZM139 110H140V112H141V109H139ZM143 110H145V109H143ZM143 110H142V111H143ZM151 110H148V111L150 112ZM156 110H157V109H156ZM162 110H163V109H162ZM168 110H169V108H168ZM172 110H174V109L172 108ZM191 110H193V109H191ZM204 110H205V108H204ZM212 110H213V109H212ZM217 110H218L219 113L222 114L224 109H223L222 111H221V109H217ZM263 110H264V108L262 109V111H263ZM100 111H101V110H100ZM109 111H110V110H109ZM145 111H146V110H145ZM153 111H154V110H153ZM195 111H196V110H195ZM200 111H201V110H200ZM200 111H199V112H200ZM205 111H206V110H205ZM205 111H204V112H205ZM213 111H214V110H213ZM213 111H212V113H213ZM262 111H261V112H262ZM94 112H95V111H94ZM97 112H98V111H97ZM97 112H96V113H97ZM158 112H159V110H158ZM161 112H162V111H161ZM166 112H168V111H166ZM174 112H175V110L173 111V113H172V111H171L172 115L174 114ZM177 112H178V110H177ZM190 112H192V111H190ZM190 112H189V113H190ZM218 112H217V113L214 112V113L218 114ZM229 112H230V110H229ZM231 112H232V111H231ZM238 112H239V111H238ZM241 112H242V111H241ZM263 112H264V111H263ZM263 112H262V113H263ZM33 113H34V112H33ZM90 113H91V112H90ZM92 113H93V112H92ZM96 113H95V114H96ZM99 113H100V112H98V114H99ZM106 113H107V112H106ZM110 113H112V111H111ZM125 113H126V112H125ZM145 113H147V112H145ZM162 113H164V110H163ZM171 113H169V114H171ZM192 113H193V112H192ZM192 113H191V114H192ZM224 113H225V112H224ZM226 113H227V112H226ZM226 113H225V115H226ZM262 113H261V114H262ZM100 114H101V113H100ZM100 114H99V115H100ZM114 114H113L114 117H112L113 119L115 118V115H114ZM154 114H155V113H154ZM164 114H165V113H164ZM164 114H162V115L164 116ZM175 114H176V113H175ZM182 114H184V113H182ZM186 114H187V112H186ZM199 114H201V113H199ZM206 114H207V113H206ZM229 114H231V113H229ZM229 114H227V115H229ZM250 114H251V113H250ZM261 114H260V115H261ZM263 114H264V113H263ZM92 115H94V114H92ZM110 115H111V114H110ZM125 115H126V114H125ZM125 115H124V113H123V116H125ZM132 115H130V116H132ZM140 115H141V114H140ZM140 115H138V116L140 117ZM144 115H145V114H144ZM172 115H171V116H172ZM187 115H188V114H187ZM192 115H193V114H192ZM197 115H198V113H197ZM203 115H205V114L203 113ZM227 115H226V116H227ZM234 115H235V114H234ZM240 115H241V113H240ZM246 115H247V113H246ZM248 115H249V113H248ZM251 115H252V114H251ZM254 115H255V114H254ZM254 115H252V116H254ZM260 115H259V117H260ZM90 116H91V114H90ZM95 116H97V114H96ZM128 116H129V115H128ZM142 116H143V115H142ZM142 116H141V117H142ZM147 116H149V115H147ZM150 116H151V118H152V115H150ZM160 116H161V115H160ZM176 116H177V115H176ZM181 116H182V115H181ZM201 116H202V115H201ZM212 116H213V115H212ZM221 116H222V115H221ZM261 116L263 117V115H261ZM4 117H5V116H4ZM141 117H140V118H141ZM177 117H178V116H177ZM185 117H186V116H185ZM199 117H200V116H199ZM204 117H205V116H204ZM216 117H218V120H219L220 116L218 115V116H216ZM222 117H223V116H222ZM232 117H233V116H232ZM1 118H2V117H1ZM91 118H92V117H91ZM101 118H102V117H101ZM101 118H99V119H101ZM118 118H116V120H114V121H116V122H115V125H116V123H117V119H118ZM120 118H121V117H120ZM123 118H124V117H123ZM126 118H127V117H126ZM126 118H124V119H126ZM135 118H136V117H135ZM178 118H179V117H178ZM188 118H190V116H189ZM205 118H206V117H205ZM228 118H229V117H228ZM253 118H254V117H253ZM253 118H252V119H253ZM255 118H256V117H255ZM89 119H90V118H89ZM94 119H95V118L93 117V122H91V123H88V122L85 123V124H88V128H86V125H85V124H84L85 127H84V126H83V127H84L85 129H90L91 127H90L89 125H91L92 123H95V121H97V120L94 121ZM113 119H112V120H113ZM133 119H134V118H133ZM146 119L149 120V118H146ZM155 119H156V116H155ZM157 119H158V118H157ZM159 119H160V118H159ZM159 119H158V120H159ZM186 119H187V117H186ZM192 119H193V118H192ZM197 119H198V118H197ZM199 119H201V118H199ZM199 119H198V120H199ZM222 119H223V118H222ZM222 119L220 118L221 122H222ZM244 119H245V118H244ZM258 119H259V118H258ZM258 119H257V120H258ZM262 119H263V118H262ZM1 120H2V119H1ZM4 120H5V119H4ZM90 120H91V119H90ZM90 120H89V121H90ZM101 120H102V119H101ZM101 120H100V121H101ZM122 120H123V119H122ZM127 120H128V119H127ZM134 120H135V119H134ZM134 120H133V121H134ZM136 120H138V119H136ZM139 120H140V119H139ZM148 120H147V121H148ZM152 120H153V119H152ZM158 120H157V121H158ZM183 120H184V119H183ZM255 120H256V119H255ZM260 120H261V118H260ZM260 120H259V125H260V124H261V125L264 124L263 120H262L263 123H260V122H261ZM128 121H129V120H128ZM133 121H132V122H133ZM143 121H144V119L142 118V123H143ZM145 121H146V120H145ZM189 121H190V120H189ZM195 121H196V120H195ZM224 121H226V120H224ZM3 122H4V121H3ZM5 122H6V121H5ZM7 122H8V121H7ZM27 122H28V121H27ZM85 122H86V121H85ZM97 122H98V121H97ZM97 122H96V123H97ZM119 122H120V121H119ZM136 122L139 123L138 121H136ZM140 122H141V121H140ZM171 122H172V121H171ZM190 122H191V121H190ZM207 122H208V121H207ZM251 122H252V121H251ZM15 123H16V122H15ZM124 123H126V122H124ZM124 123L122 122L120 125H122V124H124ZM137 123H135V124H137ZM146 123H147V122H146ZM151 123H152V122H151ZM169 123H170V122H169ZM172 123H173V122H172ZM177 123H178V122H177ZM179 123H180V122H179ZM196 123H197V122H196ZM202 123H203V122H202ZM224 123H225V122H223V124H224ZM252 123H253V122H252ZM2 124H3V123H2ZM4 124H5V123H4ZM7 124H8V123H7ZM32 124H33V123H32ZM110 124H112V125H109V127H110V126H113V125H114V122L111 123V121H110ZM139 124H140V123H139ZM154 124H156V123H154ZM160 124H161V123H160ZM160 124H159V125H160ZM257 124H258V122H257ZM11 125H12V124H11ZM11 125H10V126H11ZM93 125H95V124H93ZM97 125H98V124H97ZM124 125H125L124 128H126V125H127V124H124ZM124 125H123V126H124ZM133 125H134V124H133ZM142 125H143V124H142ZM148 125H150V123H149ZM151 125H152V124H151ZM213 125H215V124H213ZM248 125H249V123H248ZM199 126H200V125H199ZM12 127H13V126H12ZM32 127H33V126H32ZM83 127H82V128H83ZM92 127H93V126H92ZM95 127H96V126H95ZM109 127H108V128H109ZM117 127H120V128H121L122 126H119V125L117 124ZM117 127H116V128H117ZM128 127H129V125H128ZM131 127H132V126L130 125V130H131ZM133 127H134V126H133ZM149 127H150V126H149ZM151 127H152V126H151ZM206 127H208V126H206ZM257 127H258V126L255 127V125H254L252 128H253V129H254V128L257 129ZM261 127H262V126H261ZM22 128H26V127L24 126V127H22ZM84 128H83V129H84ZM93 128H94V127H93ZM106 128H107V127H106ZM112 128H113V127H112ZM203 128H204V127H203ZM219 128H220V127H219ZM239 128H241V127H239ZM259 128H260V127H259ZM26 129L28 130V128H26ZM35 129H36V128H35ZM52 129H53V128H52ZM94 129H95V128H94ZM98 129H99V125H98ZM122 129H123V127H122ZM126 129H129V128H126ZM132 129H133V128H132ZM6 130H8V129H6ZM31 130H32V129H31ZM90 130H92V128H91ZM99 130H101V129H99ZM110 130H111V127H110ZM113 130H115V127L113 128ZM113 130H112V131H113ZM120 130H121V129H120ZM146 130H147V129H146ZM186 130H188V129H186ZM234 130H235V129H234ZM243 130H244V129H243ZM245 130H246V129H245ZM245 130H244V131H245ZM251 130H252V129H251ZM257 130H258V129H257ZM262 130H263V127H262ZM12 131H13V130H12ZM19 131H20V130H19ZM25 131H26V130H25ZM34 131H35V130H33V132H34ZM82 131H84V130L81 129V131H80L81 136H82ZM108 131H109V130H108ZM116 131H117V129H116ZM116 131H115V132H116ZM131 131H132V130H131ZM131 131H130V132H131ZM144 131H145V130H144ZM156 131H157V130H156ZM213 131H215V130H213ZM237 131H238V130H237ZM246 131H247V130H246ZM259 131H260V130H258L257 132H259ZM14 132H15V131H14ZM21 132H22V131H21ZM27 132H28V131H27ZM35 132H36V131H35ZM77 132H79V131H77ZM87 132L90 133L89 130H88ZM87 132H86V133H87ZM95 132H97V131H95ZM123 132L125 133L124 130H123ZM146 132H147V131H146ZM150 132H151V131H150ZM152 132H153V130H152ZM157 132H158V131H157ZM199 132H200V131H199ZM202 132H203V130H202ZM202 132H201V133H202ZM220 132H221V131H220ZM222 132H223V131H222ZM242 132H243V131H242ZM249 132H251V131H249ZM252 132H253V131H252ZM7 133H8V132H7ZM23 133H24V132H23ZM84 133H85V132H83V134H84ZM93 133H94V132H93ZM99 133H100V132H99ZM101 133H106V131H105V132L102 131ZM108 133H110V132H108ZM2 134H4V133H2ZM78 134H79V133H78ZM90 134H91V133H90ZM94 134H97V133H94ZM110 134H111V133H110ZM112 134H114V133H112ZM112 134H111V135H112ZM126 134H127V133H126ZM150 134H151V133H150ZM184 134H185V133H184ZM212 134H213V133H212ZM249 134H250V133H249ZM258 134H259V133H258ZM260 134L262 135V133H260ZM14 135H16V133H15ZM18 135L20 136L21 133L18 134ZM22 135H23V134H22ZM30 135H31V134H30ZM86 135H87V134H86ZM97 135H98V134H97ZM101 135H102V134H101ZM101 135H100V136L98 135V136L101 138ZM108 135H109V134H108ZM123 135H124V134H123ZM123 135H121V136H123ZM156 135H157V134H156ZM191 135H192V134H191ZM195 135H196V134H195ZM195 135L192 136V137L190 136L189 138H187V140H182V139H180L181 141H185V142L181 143V145L179 144V142H175V145H176V146H177V145H180V146H181L180 148L183 149L182 152H184L185 154H187V155L190 156V161H188V165L186 164V166H184L183 164H185V163H181V165H180V163H179L180 166H182V165L184 166L185 169H183V170L186 171V176L184 177V176L182 175V177H184V180H183V178L180 179V180H183L182 182L185 183V184H184V183H183V184H184L186 187H191V186H192V187H191V188H192L191 190H193V188L196 187V186L198 185V183L201 181V182H202V185L204 184V185H206V186L202 189V187H203L204 185H203V186H200V184H199V186H198L199 188H198L197 190H195L196 192H197L199 189H200V190L202 189V191H203V190L206 191L205 189H207V192H209L210 190H212L211 192H215V191H216L217 193H218V191H220L221 193H224V194H222V196L224 195L225 199H226V195L228 194L227 191H230L229 193H230L231 195L233 194L232 196L234 197V198H233L234 202H235V200H237V201L239 200L238 202H241V203H242L243 201H240L241 199H243V200H248L250 197H252V198H253V197L257 198V197H258L257 200L254 198V199H255V202H254V201H253V202H254L255 204H256V201H257L258 204H259V202H260V205H258V206L262 209V210H260V211L264 212V211H263V209H264V184H262V183L264 182V179L261 181L262 183H259V182L256 180V178H255V177L258 176V174H259L260 171H261L260 169H261L262 167L259 168V167L261 166V164L264 166V162H263V163L256 164V165L253 164L254 166L251 165V164L253 163V162H252V163H250V165H249V166H250V169H245V168H244V167L247 168V166H248L247 164H246L247 166H244V167H242V165H241V167L243 168V171L241 170V168H240V170H241L243 173H244L246 170H248L247 172H248L249 174L247 173V176L249 175V177H247V176H245V175H242L240 172H237V170H236V169L238 168V167H237V168L234 170V172L236 171L237 173H234V172H233L234 174L232 173V175H231V177H230L231 179H229L230 182H227V179H228V178L225 180V182H227V183L225 184V186H227V187H224V185L222 186V184L225 183L224 181H223V183H222V180H224V179L221 178V179H222V180H221V179L218 177V176L220 175L219 172H218V170H221V169H220V168L217 169V167L213 166V167L216 168V169H213V171H217V172H218V173H217V174H218L217 177L215 176V174H216L215 172H214V175H213V174L211 173V172H213V171H211V170H212V167H210V166L207 165V164H209L211 161L208 162V161L206 160V161H207V164H206V165H207L208 167H210V168L207 170L208 172L206 171L207 173L205 172L206 174L203 172V171H204V167H203V166H205V164L203 165V163H204V162L206 163V161L204 160V159H205V156H206V155H205L206 152L203 150L204 147L200 144L201 141L198 140V139L196 138ZM210 135H211V134H210ZM221 135H222V133H221ZM19 136H18V137H19ZM27 136H28V135H27ZM32 136H33V135H32ZM78 136H79V135H78ZM87 136H90V135L88 134ZM93 136H94V135H93ZM93 136L91 137V139L88 138V143H89V139H90V141H92ZM103 136H104V137H105V136L107 137V135H103ZM103 136H102V137H103ZM113 136H114V135H113ZM116 136H117V134L114 136L115 138H114V140H112V143H115L116 140L120 137V135H119V137H117V139H116ZM154 136H155V135H154ZM197 136H198V135H197ZM28 137H29V136H28ZM82 137L85 139V136H84V135H83ZM99 137H98V138H99ZM104 137H103V138H104ZM214 137L216 138V136H214ZM261 137H262V136H261ZM26 138H27V137H26ZM30 138H31V137H30ZM30 138H29V139H30ZM98 138L95 137V138H93V140H94V139H98ZM103 138H101V139H103ZM121 138H122V137H121ZM121 138H120V139H121ZM147 138H148V137H147ZM149 138H152L151 142L154 141V140H153L154 138H153L152 136H150ZM156 138H157V137H156ZM179 138H180V137H179ZM234 138H235V137H234ZM18 139H19V138H18ZM44 139H45V138H44ZM81 139H82V138H80V140H79L80 142H79L78 144L81 143ZM86 139H87V137H86ZM107 139H108V138H107ZM107 139H105V140H107ZM120 139H119V141H120ZM159 139H160V138H159ZM176 139H177V138H176ZM183 139H184V136H183ZM209 139H210V138H209ZM247 139H248V137L246 138V140H247ZM252 139H253V138H252ZM252 139H251V140H252ZM262 139H263V137H262ZM16 140H17V139H16ZM16 140H15V141H16ZM205 140H206V139H205ZM213 140H214V139H213ZM221 140H222V139H221ZM234 140H235V139H234ZM246 140H245V141H246ZM85 141H86V140H85ZM85 141H84V142H85ZM94 141L96 142V140H94ZM97 141H98V140H97ZM99 141L101 142L102 140L99 139ZM99 141H98V143H99ZM148 141H149V143H150V140H148ZM175 141H177V140H175ZM178 141H179V140H178ZM211 141H212V140H211ZM262 141H263V140H262ZM17 142H19V141H17ZM23 142H25V141H23ZM33 142H35V141H33ZM41 142H42V141H41ZM75 142H76V141H75ZM82 142H83V141H82ZM84 142H83V143H84ZM86 142H87V141H86ZM92 142H93V141H92ZM92 142H91V144L94 143V142H93V143H92ZM104 142L106 143V141H104V139H103V143H104ZM207 142H208V141H207ZM213 142H214V141H213ZM227 142H228V141H227ZM229 142H231V141H229ZM14 143L16 144V142H14ZM14 143H13V144H14ZM19 143H20V142H19ZM21 143H22V142H21ZM72 143H73V142H72ZM96 143H97V142H96ZM103 143H102V144H103ZM108 143H109V142H108ZM121 143H122V142H121ZM146 143H147V144H146ZM146 143H145V144L148 146L149 143H148V142H146ZM203 143H204V142H203ZM205 143H206V142H205ZM236 143H237V142H236ZM240 143H241V142H240ZM244 143H245V142H244ZM249 143H251V142H249ZM249 143H248V144H249ZM13 144H12V145H13ZM26 144H27V143H26ZM64 144H65V142H64ZM89 144H90V143H89ZM89 144H88V146H89ZM106 144H107V143H106ZM115 144H116V143H115ZM117 144L119 145V143H117ZM122 144H123V143H122ZM151 144H153V142H152ZM208 144H209V143H208ZM208 144H207L206 146H208ZM20 145H21V144H20ZM33 145H34V143H33ZM81 145H84V144L81 143V144H80V147H81ZM94 145H95V143L93 144V146H94ZM98 145H99V144H98ZM98 145H95V146L98 147ZM103 145H105V144H103ZM103 145H102V147H103ZM113 145H114V144H113ZM157 145H158V144H157ZM170 145H171V144H170ZM173 145H174V142H173ZM214 145H215V144H214ZM224 145H225V144H224ZM228 145H229V144H228ZM249 145H250V144H249ZM252 145H253V144H251V146H252ZM21 146H22V145H21ZM23 146H24V144H23ZM31 146H32V145H31ZM35 146H36V145H35ZM37 146H38V145H37ZM37 146H36V147H37ZM72 146H73V145H72ZM72 146H71V147H72ZM76 146H79V145H76ZM91 146H92V145H91ZM91 146H90V147H91ZM93 146L91 147L92 149H91L90 147H89V148L87 147V148H85V149H90V150H95V149H96V150H97V147H96L95 149H93ZM95 146H94V147H95ZM100 146H101V145H100ZM122 146H123V145H122ZM147 146H146V149H149V147L147 148ZM149 146H150V145H149ZM152 146H153V145H152ZM171 146H172V145H171ZM215 146H216V145H215ZM218 146H219V144H218ZM226 146H227V145H226ZM26 147H27V146H26ZM36 147H35V148H36ZM73 147H75V145H74ZM163 147H164V146H163ZM216 147H217V146H216ZM246 147H247V146H246ZM246 147H245V148H246ZM24 148H25V146H24ZM37 148H38V147H37ZM78 148H79V147H78ZM78 148H76L77 151H78ZM99 148H100V147H99ZM112 148H113V147H112ZM137 148H139V147L137 146ZM150 148H151V147H150ZM166 148H167V146H166ZM171 148H172V147H171ZM171 148H170V149H171ZM173 148H174V147H173ZM176 148L178 149V146H177ZM235 148H236V147H235ZM237 148H238V146H237ZM237 148H236V149H237ZM19 149H20V148H19ZM61 149H62V148H61ZM76 149H75V151H76ZM79 149H80V148H79ZM85 149H83V150H85ZM106 149H109V150H110L111 147H110V148L107 147ZM106 149H105V150H106ZM135 149H136V148H135ZM146 149H143V148H142V150H144V151H146ZM159 149L161 150V148H159ZM164 149H165V148H164ZM181 149H179V150H181ZM230 149H231V148H230ZM236 149H235V150H236ZM32 150H34V149H32ZM35 150H37V149H35ZM41 150H42V149H41ZM73 150H74V149H73ZM81 150H82V149H81ZM99 150H100V149H99ZM103 150H104V149H103ZM117 150H119V149L117 148ZM142 150H141V152H142ZM150 150H152V149H150ZM150 150H149V151H150ZM173 150H174V149H173ZM213 150H214V149H213ZM233 150H234V149H233ZM235 150H234V151H235ZM23 151H24V150H23ZM75 151H71V153L73 152V153H72L73 156H74L75 153H76V155H78V154H77V151H76V152H75ZM88 151H89V150H88ZM107 151H108V150H107ZM144 151H143V152H144ZM171 151H172V149H171ZM171 151H170V154H173V153H171ZM175 151H176V150H175ZM177 151H178V150H177ZM255 151H256V150H255ZM37 152H38V150H37ZM74 152H75V153H74ZM83 152H84V151H83ZM105 152H106V151H104V154L101 153L102 155H104V156H102V160H103L104 157H106V156H105ZM109 152H110V151H109ZM115 152H116V151H115ZM119 152H120V150H119ZM132 152H133V151H132ZM135 152H136V154H137V153H138V150H137V151L135 150ZM153 152H156L155 149H154ZM172 152H173V151H172ZM180 152H181V151H180ZM257 152H258V151H257ZM257 152H255V153H257ZM38 153H39V152H38ZM59 153H60V152H59ZM65 153H66V152H65ZM78 153H79L78 157L81 156V154H82V156H84V154H85V152H84V153L81 152V154H80V150L78 151ZM89 153L91 154L92 151H90ZM95 153H96V151H95ZM106 153H107V152H106ZM110 153L112 154V151H111ZM139 153H140V152H139ZM184 153H183V154H184ZM212 153H213V151H212ZM224 153H225V152H224ZM251 153H252V152H251ZM40 154H41V153H40ZM101 154H100V151H99V155H101ZM107 154H108V153H107ZM125 154H126V153H125ZM127 154H128V153H127ZM141 154H142V153H141ZM149 154H150V153H149ZM154 154H155V153H154ZM168 154H169V153H168ZM181 154H182V153H181ZM237 154H238V152H237ZM237 154H236V155H237ZM0 155H1V154H0ZM62 155H63V154H62ZM64 155H65V154H64ZM70 155H71V154H70ZM76 155L74 156V158L76 157ZM85 155H86V154H85ZM91 155L95 156V154H91ZM91 155L88 157L89 159H90ZM97 155H98V152H97L96 156H97ZM114 155H115V154H113V155H109V156L111 157V156H114ZM151 155H152V151H151ZM174 155H175V154H174ZM178 155H179V154H178ZM207 155H208V154H207ZM252 155H253V154H252ZM255 155H256V154H255ZM41 156H42V155H41ZM82 156H81L80 158H81V161L84 162L83 159H82ZM109 156H107V157H109ZM115 156H116V155H115ZM129 156L131 157V154H130ZM144 156H145V155H144ZM144 156H143V157H144ZM155 156H157V155H155ZM220 156H221V155H220ZM58 157H59V156H58ZM69 157H70V156H69ZM78 157H77V158H78ZM84 157H86V156H84ZM98 157H99V156H98ZM107 157H106V159H107ZM122 157H123V154H122ZM122 157H118V156H117L118 159H119V158H122ZM126 157H127V156H126ZM153 157H154V156H153ZM157 157H158V156H157ZM159 157L162 158L160 155H159ZM176 157H177V156H176ZM186 157H187V156H186ZM206 157H207V156H206ZM216 157H217V156H216ZM249 157H250V155H249ZM256 157H257V158L259 157V156H258V153H257V155H256L255 157L253 156V159L255 158V160H258V159H256ZM40 158H41V157H40ZM42 158H43V156H42ZM67 158H68V157H67ZM93 158H94V157H93ZM115 158H116V157H114V159H112V160L115 161ZM128 158H129V157H128ZM140 158H141V157H140ZM154 158H155V157H154ZM172 158H173V157L171 156V160H172ZM177 158H179V157H177ZM177 158H176V159H177ZM183 158H185V157H183ZM228 158H229V157H228ZM32 159H33V158H32ZM43 159H44V158H43ZM78 159H79V158H78ZM97 159H98V158H97ZM100 159H101V158H99L98 160H100ZM104 159H105V158H104ZM106 159H105V160H106ZM122 159H123V158H122ZM145 159H146V158L144 157V159L142 158L141 160H142V161L144 160V161L146 162ZM151 159H153V158L151 157ZM174 159H175V158H174ZM206 159H207V158H206ZM208 159H209V157H208ZM211 159H212V158H211ZM259 159H260V158H259ZM37 160H38V159H37ZM58 160H59V159H58ZM76 160H77V159H76ZM76 160H75V161H76ZM91 160H93V159H91ZM102 160H101V161H102ZM105 160H104L103 163L101 164V166H103V168H104V165H105V164H104ZM110 160H111V159H110ZM124 160H125V158H124ZM136 160H138V159L136 158ZM141 160H140V161H141ZM148 160H149V159H148ZM157 160H159V162H160V159H157ZM164 160H166V159H164ZM164 160H163V161H164ZM177 160H179V159H177ZM188 160H189V159H188ZM209 160H210V159H209ZM247 160H248V159H247ZM59 161H60V160H59ZM59 161H58V162H59ZM78 161H79V163H80V160H78ZM94 161H96L95 158H94ZM94 161H93V163H94ZM108 161H109V160H108ZM114 161H113V163H114ZM118 161H120V160H117V162H118ZM121 161H122V160H121ZM126 161H127V160H125V162H126ZM203 161H204V162H203ZM216 161H217V159H216ZM237 161H238V160H237ZM37 162H38V161H37ZM82 162H81V163H82ZM96 162H98V161H96ZM111 162H112V161H111ZM111 162H110V163H111ZM117 162H116V163H117ZM125 162H123V163H125ZM128 162H129V160L126 162V163H127V164H126L127 166H128V164H129ZM133 162H135V159H134ZM154 162H155V161H154ZM169 162H170V160H169ZM179 162H180V161H179ZM185 162H186V161H185ZM212 162H213V161H212ZM212 162H211V163H212ZM239 162H241V161H239ZM244 162H245V161H244ZM248 162H249V161H248ZM75 163H76V162H75ZM105 163H107V162H105ZM113 163H112V164H113ZM123 163H122V164H123ZM135 163H136V162H135ZM186 163H187V162H186ZM211 163H210V164H211ZM213 163H214V162H213ZM213 163H212V164H213ZM233 163H235V162H233ZM40 164H42V163L40 162ZM57 164H58V163H57ZM77 164H78V163H77ZM89 164H90V163H89ZM91 164H92V163H91ZM91 164H90V165H91ZM99 164H100V163L98 162V166H99ZM108 164H109V163H108ZM118 164H121V163L118 162ZM130 164H131V162H130ZM133 164H134V163H132L131 165H133ZM161 164H162V163H161ZM170 164H171V163H170ZM177 164H178V163H177ZM219 164H221V163H219ZM219 164H218V166H219ZM237 164H238V163H237ZM241 164H242V163H241ZM85 165H86V167H88V166H87V163H86ZM90 165H89V168L91 167ZM96 165H97V164H96ZM96 165H95V167H97ZM113 165H114V164H113ZM158 165H159V164H158ZM162 165H165V164H162ZM172 165H174V164H172ZM175 165H176V164H175ZM233 165H234V164H233ZM244 165H245V164H244ZM1 166H2V164H1ZM37 166H38V165H37ZM81 166H82V165H81ZM93 166H94V164H93ZM101 166H100V167H101ZM106 166H107V165H105V167H106ZM120 166H121V165H120ZM220 166H221V165H220ZM236 166H237V165H236ZM249 166H248V167H249ZM109 167H111V166H109ZM134 167H135V166H134ZM134 167H133V168H134ZM142 167H143V166H142ZM168 167H169V166H168ZM208 167H207V168H208ZM227 167H228V166H227ZM251 167H252V168H251ZM42 168H44V167H42ZM70 168H71V166H70ZM70 168H69V169H70ZM75 168H76V167H75ZM82 168H83V166H82ZM136 168H137V167H136ZM164 168H165V167H164ZM182 168H183V167H182ZM64 169H65V168H64ZM97 169H98V168H96V172H97ZM99 169H101V170H99ZM99 169H98V172L100 173V175H99V173H98V175H99V178H98V179H97V177H96L97 175L95 176V177H96V180H97V184L94 185L96 188H98V190H97L96 188H95V189L97 190V192H99L100 197L106 199V201H108V200L110 199L109 201H111V202L115 201V202H116L117 198L114 199V200H111V199L115 198L114 196L116 195V193H117V191H118L117 188H116V187H112V185L109 183L108 179H105L106 176H103V177H102V175H103L102 173H103V171H104V170L102 169V167L99 168ZM106 169L108 170L109 168L107 167ZM124 169H125V168H124ZM127 169H128V167H127ZM127 169H125V170H126V173H127ZM143 169H144V168H143ZM157 169L159 170V168H157ZM173 169H176V170H177V168H173ZM210 169H211V170H210ZM238 169H239V168H238ZM85 170H86V169H85ZM89 170H91V168H90ZM139 170H141V169L139 168ZM158 170H157V171H158ZM176 170H175V171H176ZM179 170H180V169H179ZM240 170H239V171H240ZM244 170H245V171H244ZM262 170H263V169H262ZM18 171H19V170H18ZM37 171H38V170H37ZM40 171H41V170H40ZM70 171L72 172L71 169H70ZM70 171H69V173H70ZM87 171H88V170H87ZM114 171H115V170H114ZM121 171H122V170H121ZM128 171H129V170H128ZM171 171H173V170H171ZM209 171H211L210 174H211L212 176L208 174ZM263 171H264V170H263ZM263 171H262V172H263ZM81 172H82V171H81ZM89 172H90V171H89ZM91 172H92V170H91ZM96 172H95V174H96ZM105 172H106V171H105ZM108 172H109V171H108ZM123 172H124V174H125V171H124V170H123ZM160 172H161V171H160ZM160 172H159V173H160ZM169 172H170V170H169ZM220 172H221V174H223V176H224L225 174H228L227 170H226L225 174L223 173L224 171H223V172L220 171ZM229 172H230V171H229ZM18 173H19V172H18ZM66 173H68V172H66ZM69 173H68V174H69ZM118 173H119V172H118ZM145 173H146V172H145ZM148 173H149V171H148ZM170 173L172 174L173 172H170ZM183 173H184V172H183ZM183 173L181 172V174H183ZM202 173H204V175L210 176V178H208V179H210V181H213V180H214L213 182H216V183L213 184V182L208 181V182H209V185H210V184H213V185H210V186L207 185L208 182H206V180H208V179L205 180L204 177L206 178V176L203 177ZM20 174H21V173H20ZM72 174H73V173H72ZM72 174H71V175H72ZM78 174H79V173H78ZM91 174H93V173H91ZM91 174H90V175H91ZM128 174L130 175V172H128ZM131 174H132V173H131ZM140 174H141V173H140ZM156 174H158V172H157ZM161 174H162V172H161ZM181 174H179V175H181ZM184 174H185V173H184ZM13 175H14V174H13ZM84 175H85V174H84ZM105 175H107V173H106ZM120 175H121V174H120ZM129 175H128V176H129ZM151 175H152V174H151ZM167 175H168V173H167ZM262 175H263V174H262ZM75 176H76V174H75ZM121 176H122V175H121ZM130 176H131V175H130ZM158 176H159V175H158ZM162 176H163V175H162ZM162 176H161V177H162ZM76 177H77V176H76ZM76 177H75V178H76ZM82 177H83V176H82ZM90 177H91V176H90ZM156 177H157V176H156ZM163 177H164V176H163ZM173 177H174V176H173ZM213 177H214V178H213ZM220 177H222V176H220ZM227 177H228V176H227ZM258 177H260V176H258ZM263 177H264V175H263ZM53 178H54V177H53ZM92 178H93V175H92ZM164 178H168V176H166V177H164ZM200 178H202V180H201ZM211 178H213V179H211ZM77 179H78V177H77ZM82 179H84V178H82ZM125 179H126V178H125ZM125 179H124V181H125ZM142 179H143V178H142ZM157 179H158V178H157ZM173 179H174V178H173ZM217 179H219V180H217ZM12 180H13V179H12ZM40 180H41V179H40ZM79 180H80V178H79ZM84 180H85V179H84ZM88 180H89V179H88ZM94 180H95V179H94ZM143 180H144V179H143ZM152 180H153V179H152ZM152 180H151V181H152ZM161 180H162V179H161ZM165 180H166V179H165ZM180 180H179V181H180ZM203 180H205L206 183L203 182ZM215 180H216V181H215ZM91 181H92V180H91ZM121 181H122V180H121ZM124 181H123V183H124ZM139 181H140V180H139ZM139 181L137 182L138 184L135 185V186H139ZM148 181H149V180H148ZM151 181H150V183L154 182V181H152V182H151ZM159 181H160V180H159ZM171 181H172V180H171ZM171 181H169V182L167 181V183L169 184V183H171ZM177 181H178V180H177ZM8 182H9V181H8ZM12 182H13V181H12ZM127 182H128V181H127ZM140 182H141V181H140ZM163 182H166V181H163ZM180 182H181V181H180ZM217 182H218V183L221 182V183H219V186H218V183H217ZM15 183H16V182H15ZM72 183H73V182H72ZM75 183H76L75 187H74L73 184H72L73 186H72V185L70 186L71 188H70L69 185H68L69 189L72 190L73 187H74V188L77 190L76 187H78V186H77V181H76V179H75ZM79 183H80V182H79ZM79 183H78V184H79ZM128 183H129V184H134V182H131V183L128 182ZM173 183H174V181H173ZM13 184H14V183H13ZM22 184H23V183H22ZM41 184H42V183H41ZM70 184H71V183H70ZM87 184H88V183H87ZM94 184H95V181H94ZM129 184H128V186H129ZM140 184H142V183H140ZM145 184H147V182H146ZM145 184H143V185H145ZM156 184H157V183H156ZM168 184H167V186L164 187V188L166 189V190L164 191L165 193L163 192L164 194L167 193L166 191H167ZM48 185H49V184H48ZM80 185H81V184H80ZM147 185H148V184H147ZM147 185H145V187H146ZM181 185H182V184H181ZM214 185H215V186L217 185L219 188H217V186L215 187ZM14 186H15V184H14ZM16 186H17V185H16ZM21 186H22V185H21ZM26 186H27V184H26ZM46 186H47V185H46ZM46 186H45V187H46ZM81 186H82V185H81ZM125 186L127 187V183H125L124 188H126ZM135 186H134V187H135ZM141 186H142V185H141ZM141 186H140V187H136V189H135L134 191H133V190H130V192L133 191V194H134V192L137 191V192L139 193V195H140L141 193H143V192H145V191L147 192V191L149 190L148 188H146V189H141V190H140V188H145L144 186H143V187H141ZM148 186H149V185H148ZM148 186H147V187H148ZM154 186L157 187L156 185H154ZM158 186L162 187L163 184H162V186H161V184H160V185L158 184ZM208 186H209L210 188H208ZM211 186H212V187L214 186L215 188L213 189ZM220 186H222L224 189H225V188H227V189L224 190L223 188H220ZM228 186H229V187H228ZM35 187H36V186H35ZM40 187H41V186H40ZM48 187H49V186H48ZM48 187H47V188H48ZM53 187H56V186H53ZM86 187H87V186H86ZM86 187H84V188H86ZM119 187H120V186H119ZM131 187H132V186H131ZM155 187H154V188H155ZM182 187H183V189H184V186H183V185H182ZM182 187H181V188H182ZM206 187H207V188H206ZM16 188H17V187H16ZM33 188H34V187H33ZM47 188H45L46 191H44V193L42 194V196L45 195L46 192H47L46 195L48 194V192H49V194H50V192H52V191L54 192V190H53L54 188H52V190H50V188H49V189H47ZM57 188H58V187H57ZM81 188H82V187H81ZM137 188H138V190H137ZM164 188H163V187H162L161 189L159 188V190H162V189H164ZM196 188H197V187H196ZM211 188H212V189H211ZM231 188H232V189H231ZM27 189H28V188L23 189V190H26V192H29V191H27ZM35 189H36L37 193L40 191L39 189L37 190V188H35ZM40 189H41V188H40ZM59 189H60V190L62 191V193H63V189H62V188H58V189H56V190H59ZM66 189H67V192H68L69 189H68V188H66ZM78 189H79V188H78ZM87 189H88V187H87ZM120 189H121V188H120ZM120 189H119V190H120ZM127 189H128V188H127ZM127 189H125V193L127 192V191H126ZM156 189H158V188H155V191H156ZM217 189H218V190H217ZM222 189H223L224 191H223ZM228 189H229V190H228ZM23 190H22V191H23ZM48 190H49V191H48ZM71 190H70V191H71ZM76 190L73 191V193H75ZM89 190H90V189H89ZM121 190H123V189H121ZM142 190H143V191H142ZM159 190H158V192H159ZM185 190H186V189H185ZM200 190H199V191H200ZM214 190H215V191H214ZM231 190L233 191L232 193H231ZM33 191H34V189H33ZM33 191H32V192H33ZM80 191H82V190L80 189ZM92 191H93V189H92ZM123 191H124V190H123ZM128 191H129V190H128ZM139 191H140V192H139ZM176 191L179 193V191H180L179 188H178V190H176ZM189 191H190V190H189ZM193 191H194V190H193ZM193 191H192V192H193ZM225 191H226V192H225ZM24 192H25V191H23V193H24ZM32 192H31V193H32ZM40 192H42V191H40ZM53 192L51 193V195L55 194V193H53ZM57 192H58V191H57ZM59 192H60V191H59ZM65 192H66V190H65ZM65 192H64V193H65ZM67 192L65 193V194H67V195H64V194H63V195H64L63 199H64L65 196H66V198H65L64 200H66V201L69 203V201L72 202V200H70V196H71V195L69 196V194H71V193H67ZM71 192H72V191H71ZM84 192H86V191H84ZM84 192H83V193H84ZM97 192H96V193H97ZM118 192H119V191H118ZM120 192H121V191H120ZM158 192H157V193H158ZM161 192H162V191H161ZM180 192H183V191L181 190ZM190 192H191V191H190ZM216 192H215V193H216ZM31 193H30L29 195H31ZM35 193H36V192H34V193L32 194V196H34ZM73 193H72V194H73ZM78 193H79V191H78ZM83 193L81 192L80 194H83ZM90 193H91V195H94V194H92V193H95V192L93 191V192H90ZM96 193H95V194H96ZM121 193H122V192H121ZM121 193H120V194H121ZM123 193H124V192H123ZM123 193H122V194H123ZM163 193H160V194L163 195ZM188 193H189V192H188ZM205 193H206V192H205ZM209 193H210V192H209ZM209 193H208V195H209L210 197H211V196L213 197V195H210ZM215 193H213V194H215ZM217 193H216V194H217ZM27 194H28V193H27ZM27 194H26L25 196H27ZM59 194L61 195V193H59ZM122 194H121V195H122ZM160 194H158V196H159ZM182 194H183V193H182ZM202 194H203V192H202ZM206 194H207V193H206ZM35 195H36V194H35ZM46 195H45V197H46L47 199L43 198L44 200H48L47 203H46V205H50V204H52V203L54 202L55 198H53V196H54V197L57 196L58 198L60 197V195H58V194H57V195H53L52 197H51V195H47V196H46ZM73 195H74V194H73ZM75 195H77V194H75ZM75 195H74L73 197H75ZM113 195H114V196H113ZM117 195H119V194L117 193ZM121 195H120V196H121ZM123 195H124V194H123ZM126 195H127V194H126ZM126 195H125V196H126ZM131 195H132V194H131ZM135 195H136V192H135ZM135 195H132V197H131V196H130V197L133 199V197H135ZM195 195H196V194H195ZM231 195L228 194L227 196H228V197H229V196L231 197ZM1 196H2V195H1ZM7 196H8V195H7ZM7 196H6V197H7ZM37 196H38V195H37ZM39 196H40V194H39ZM42 196H41V197H42ZM67 196H68L69 198H68ZM80 196H81V195H80ZM94 196H96V195H94ZM125 196H124V197H125ZM184 196H185V195H184ZM190 196H191V195H190ZM218 196H219V194H218ZM15 197H16V194H15ZM28 197H29V196H28ZM43 197H44V196H43ZM48 197H49L50 200L48 199ZM57 197H56V198H57ZM81 197H82V199H81ZM81 197H79L80 201H81V200H85V199H83V196H81ZM92 197H93V196H92ZM92 197H91V198H92ZM100 197H99V199L101 200ZM122 197H123V196H122ZM127 197H128V196H127ZM130 197H129V198H130ZM138 197H139V196H137L135 199H133V201L137 200ZM155 197H156V196H155ZM165 197H166V195H165ZM212 197H211V199H209V200H210V201L212 200L211 202H212V203L214 202L216 205H215L214 203H213V204L217 207V204H220V203H221V202H220V198H215V197L212 198ZM228 197H227V198H228ZM230 197H229V198H230ZM30 198H31V197H30ZM30 198H29V199H30ZM33 198H34V197H32L31 200H32ZM60 198H62V197H60ZM93 198H94V197H93ZM96 198H97V197H96ZM96 198H95V199H96ZM108 198H109V199H108ZM129 198H125V199L128 200ZM156 198H157V197H156ZM166 198H167V197H166ZM177 198H178V197H177ZM252 198H250V199H252ZM29 199L26 197V201L28 200V201L30 202L31 200H29ZM36 199H37V197L35 196L34 202H35ZM52 199H53V200H52ZM75 199H76V198H74V200H75ZM104 199H103V200H104ZM118 199H119V198H118ZM132 199H131V200L129 199V200L132 201ZM170 199H172V198H170ZM215 199H216V200L219 199V202H220V203H216V202H215V201H216ZM225 199L223 198L222 200L225 201ZM231 199H232V198H230L229 200H231ZM254 199H253V200H254ZM5 200H6V199H5ZM24 200H25V199L23 198V201L21 200V202H24ZM40 200H41V199H40V197H39V202H40ZM51 200H52V201H51ZM68 200H69V201H68ZM86 200H87V199H86ZM119 200H120V199H119ZM119 200H118L117 202H123L124 199H123V200L121 199L120 201H119ZM129 200H128L127 202H129ZM213 200H214V201H213ZM227 200H228V199H227ZM229 200H228V202L230 203ZM258 200H259V202H258ZM6 201L8 202V199H7ZM13 201H14V198H13ZM13 201H12L11 203H10V201H9V204H11V205L14 204ZM19 201H20V200H19ZM32 201H33V200H32ZM59 201H61V200L59 199ZM66 201H65V202H66ZM76 201H77V200H75V201H73V202L76 203ZM88 201H91V200H88ZM92 201H93V200H92ZM94 201H95V200H94ZM106 201H104L105 204H110L109 202L106 203ZM231 201H232V200H231ZM15 202H17V200H16ZM21 202H20V203H21ZM51 202H52V203H51ZM65 202L62 201L63 204H62L61 207H63V210H64V204H65ZM77 202H78V201H77ZM102 202H103V201L101 200L100 203H102ZM228 202L225 201V203H228ZM238 202H236V203H238ZM20 203H19V204H20ZM35 203H36V202H35ZM43 203H44V202H43V200H42V201L40 202V206H39V207H41V205H42V206L45 205V204H43ZM48 203H49V204H48ZM59 203L61 204V202H59ZM68 203H67V205H68ZM78 203H79V202H78ZM129 203H130V202H129ZM129 203H127L126 205H128ZM225 203L222 201V204H223V205H225ZM229 203H228V204H229ZM241 203H240V205H241ZM254 203H253V204H254ZM19 204H18L17 206H19ZM21 204H22V203H21ZM21 204H20V205H21ZM27 204H29V203H27ZM30 204H31V203H30ZM30 204L27 205V206H32V205H30ZM36 204H38V201H37ZM54 204H58V201H57V203L54 202ZM60 204H59V207H60ZM102 204H103V203H102ZM116 204H118V203H115L114 205H116ZM124 204H125V203H124ZM124 204H123V205H124ZM203 204H206V203H203ZM228 204H227V205H228ZM238 204H239V203H238ZM238 204H236V206H237ZM242 204H243V203H242ZM255 204H254V205H255ZM14 205H15V204H14ZM67 205L65 206V208H67ZM69 205H70V204H69ZM103 205H104V204H103ZM112 205H113V204H112ZM118 205H120V204H118ZM121 205H122V204H121ZM220 205H221V204H220ZM227 205H226V206H227ZM240 205H239V206H240ZM243 205L245 206L246 204H243ZM256 205H257V204H256ZM256 205H255V206H256ZM4 206H5V205H4ZM226 206H225V207H226ZM228 206H229V205H228ZM239 206H237V207H239ZM0 207H1V205H0ZM9 207H10V206H9ZM20 207H21V206H20ZM20 207H19V208H20ZM33 207H34V205H33ZM37 207H38V206H37ZM39 207H38V209H39ZM70 207H71V205H70ZM256 207H257V206H256ZM259 207H257V210H258ZM3 208H5V209L8 211V209H7L6 207H3V204H2V208H0V209H1L0 211H2ZM10 208H11V210H12V206H11ZM22 208H23V207H22ZM31 208H32V207H31ZM34 208H36V206H35ZM43 208H44V207H41V208H40V211H35V210H34V211H35V212H39V214H40V213L43 212V211L41 212V210H43ZM57 208H58V206H57ZM240 208H241V207H240ZM242 208H244V207L242 206ZM260 208H259V209H260ZM55 209H56V208H55ZM60 209H61V208H60ZM141 209L149 210V208H141ZM172 209H173L174 211H191V210H192V209H190V208H181V207H176V208L172 207ZM194 209H195V208H194ZM227 209H228V208H227ZM230 209H231V208H230ZM6 210H5V211H6ZM22 210H23V209H22ZM32 210H33V209H32ZM56 210H57V209H56ZM203 210H204V209H203ZM254 210H256V208H255ZM23 211H24V210H23ZM49 211H50V212H49ZM49 211H47V212H48V213H51V211H53V209H52V210H49ZM58 211H59V210H58ZM58 211H56V212L59 214L60 211H59V212H58ZM3 212H4V211H3ZM30 212H32V211H30ZM65 212H66V211H65ZM136 212H137L138 214H141V211H139V210L136 211ZM142 212H144V211H142ZM1 213H2V212H1ZM28 213H29V212H28ZM32 213H33L34 215L36 214V216H37V215H38V216H42L43 213H45V211H44L41 215H39V214H37V213H34V212H32ZM6 214H7V213H6ZM60 214H61V213H60ZM69 214H70V212H69L68 214H66V213L62 214V218H60V220H63V221L67 220L66 218L68 217ZM30 216H31V215H30ZM52 216H54L53 213H52ZM57 216H59V215H57ZM69 216H70V215H69ZM19 217H20V216H19ZM23 217H24V216H23ZM23 217H22V218H23ZM26 217H28V214H27V216H25L24 218H26ZM31 217H33V216H31ZM34 217H35V216H34ZM34 217H33V218H34ZM10 218H11V217H10ZM14 218H15V217H14ZM52 218H53V217H52ZM54 218H55V217H54ZM12 219H13V218H12ZM56 219H57V217H56ZM167 219H168V218H167ZM14 220H15V219H14ZM18 220H19V219H18ZM22 220H23V219H22ZM159 220H161V219H159ZM159 220H158V221H159ZM217 220H218V222L215 223V224H213V223L211 224V223L209 222V225H208V228H207V229H208V233H210V235H211V234H214V235H215V231H216V233L219 234V230H222V231L226 230V231H229V232L231 233V231H230L231 229H227V226L224 225V223H222V222H225V221H224L225 218H224L223 216H220V215H219V218H217ZM45 221H46V220H44V222H45ZM158 221H157V225H158ZM13 222H14V221H12V223H13ZM15 222H17V221H15ZM19 222H20V221H19ZM48 222H49V221H48ZM51 222H52V221H51ZM57 222H58V220H57ZM160 222H161V221H160ZM65 223H66V222H65ZM139 223H140V222H139ZM163 223H164V221H163ZM163 223H162V224H163ZM166 223H168V222H166ZM174 223H176V222H174ZM174 223H173V222H169V223H168L169 226H171V224H172V226H171L170 229H169V233H171V232L176 233L177 231L182 233V231H181V227H180V225H181L182 223L187 224V226H189V227H188V230H191V232H193V233H191V232L189 231V232L191 233V235H190V236L187 235V236L189 237V239H188L187 242L185 241V239H182V238H181V239H176V238L174 239V237H173V238H172V243L170 244V248H171L172 251H173L172 254H173V253H174V254H177L178 251H180V250H179V243H181V242L187 244L188 247H190V248L197 247L198 245L200 246V245H201V244H200V241H201L202 243H204V244H205V242H207V238H208V236L205 235V234H202V233L199 232V231H197V230H196V225H195V223H194L193 221H182V222H180V223H177V224L173 225ZM17 224H18V223H17ZM56 224H57V223H56ZM146 224H147V223H146ZM152 224H154V223H152ZM52 225H55V223L42 224V226H33V227H31V231L35 232V231H37L38 228H40V227H42V228H46V227H48V228H49V226H52ZM122 225H123V224H122ZM122 225H120V226H122ZM124 225H125V224H124ZM124 225H123L122 227H125ZM163 225H164V224H163ZM163 225H161V226H163ZM108 226H114V225H113V224H108ZM26 227H27V226H26ZM163 227H167V226L164 225ZM172 227L175 228V231H176V232H175V231H172V229H171ZM206 227H207V226H206ZM27 228H28V227H27ZM27 228H26V229H27ZM58 228H59V227H58ZM62 228H63V226H62ZM160 228L162 229V227H160ZM160 228H158V229H160ZM178 228H179L180 231L178 230ZM189 228H190V229H189ZM128 229H129V227H128ZM165 229H168V227L165 228ZM23 230H24V229H23ZM64 230H65V229H64ZM154 230H155V229H154ZM163 230H164V229H163ZM173 230H174V229H173ZM185 230H186V229H185ZM202 230H203V229H202ZM226 231H225V232H226ZM46 232H49V231H46ZM53 232H55V231H53ZM166 232H167V231H166ZM187 232H188V231H187ZM229 232H228V233H229ZM35 233H36V232H35ZM60 233H61V232H60ZM160 233H161V231H160ZM183 233H184V232H183ZM183 233H182V234H183ZM208 233H207V234H208ZM222 233H224V232H222ZM37 234H38V233H37ZM42 234H43V233H42ZM42 234H41V235H42ZM46 234H47V233H46ZM53 234H54V233H53ZM56 234H57V233L55 232V235H56ZM62 234H64V236H61V237L64 238V237H65V231H64ZM143 234H144V233H143ZM143 234L141 233L140 236L138 235V236H139V237H138V238H139V239H138V243L135 244V245H137L136 248H139V254H138V255H137V253H136L137 251L134 252V243H133L132 241H130V237H128V236H127V238H126V237H122V238H123V239H122V240H123V241H122L123 243L121 242V240H118V241L120 242V243H119V242H118V243H119V245L122 243V245H121V246H122V250H124V251L127 250V252L130 253V256L132 255L133 257H135V259H139V260H141L142 264H156V261H159V262H160V256H159V255H156V256H155V254L157 253V251H156V253H154V250H155L154 247H153V248L150 247L151 240L146 239L145 236H144ZM157 234H158V233H157ZM167 234H168V233H167ZM171 234H173V233H171ZM171 234H169V235H171ZM186 234H189V233H185V235H186ZM41 235H40V236H41ZM47 235L50 236V233H48ZM51 235H52V234H51ZM59 235H60V234H59ZM132 235H133V234H132ZM159 235H160V234H159ZM165 235H166V234H165ZM220 235H221V234H220ZM230 235H231V234H230ZM21 236L23 237V235H21ZM35 236H36V235H34L33 238H35ZM56 236H58V234H57ZM217 236H218V235H217ZM31 237H32V236H31ZM36 237H37V236H36ZM43 237H45V235H43ZM43 237H42V239H43ZM54 237H55V236H53V237H51V238L54 239ZM188 237H187V238H188ZM230 237H232V236H230ZM236 237H237V236H236ZM37 238H38V237H37ZM47 238H49V237H47ZM124 238H125V239H124ZM148 238H149V237H148ZM169 238H170V236H169ZM184 238H186V237H184ZM218 238H219V236H218ZM239 238H240V237H239ZM17 239H18V238H17ZM35 239H36V238H35ZM39 239H40V238H38V240H39ZM49 239H50V238H49ZM49 239H48V240H49ZM65 239H66V238H65ZM103 239H104V238H103ZM209 239H210V238H209ZM20 240H21V239H20ZM28 240H30V239L28 238ZM32 240H33V239H32ZM55 240H56V239H55ZM55 240H53V241L55 242ZM58 240H59V239H58ZM60 240H61V239H60ZM109 240H111V239H109ZM109 240H108V243H109ZM199 240H200V241H199ZM210 240H211V239H210ZM40 241L42 242V241H44V240H40ZM50 241H51V240H50ZM53 241H52V243H53ZM134 241H135V240H134ZM41 242H40V243H41ZM44 242L47 243V240L44 241ZM56 242H57V241H56ZM58 242H59V241H58ZM35 243H36V240L34 241V243H32V241H31V242H30V241H29V242H26V241L23 242V241H22L21 244H20V246L23 247V246L27 245L28 248H29V247L31 248V249H30L31 251H32V249H33V251L35 250L36 252H39L40 250H42V251L40 252V253L42 254L41 258H42V257H44V258H48V260H51V254H52V251H54V250H52V249L55 248V250H56V249H57V250H61L62 248H61L60 245L63 244V243H61V244H57V245H53V244H52L53 247H51V246L48 247L49 244H46V245L44 246L43 243H42L43 247H42V249H41L40 243L37 241V245L39 244V245H38V247L40 248V249H39V248H37V245H36ZM118 243H117V244H118ZM50 244H51V242H50ZM54 244H55V243H54ZM204 244H203V245H204ZM207 244H208V243H206V245H207ZM11 245H12V244H11ZM110 245H111V244H110ZM112 245L114 246V244H112ZM153 245H154V244H153ZM203 245H202V246H203ZM12 246H13V245H12ZM155 246H157V250H162V249H165L166 244H165L164 242H162V241H158V243H157ZM202 246H201V247H202ZM207 246H208V245H207ZM73 247H74V246H73ZM100 247H101V246H100ZM111 247H112V246H111ZM118 247H119V246H118ZM262 247H263V246H262ZM14 248H15V247H14ZM18 248H20V247H16L17 250H15V252H16V251H17V252H21V248H20V250H19ZM71 248H72V246H71ZM71 248H70V249H71ZM107 248H108V245H107ZM115 248H116V247L114 246V249H115ZM216 248H217V247H216ZM37 249H39V250L37 251ZM73 249H75V248H73ZM73 249H72V250H73ZM100 249H101V248H100ZM111 249H113V247H112ZM200 249H201V248H200ZM257 249H258V247H257ZM51 250H52V251H51ZM116 250H118V251H115V252H116V253H117V252L119 253V254H117V255H121V256L123 257V258H122V260H123V259L125 258V257L122 255V253H124V251L121 253V252H119V250H120L119 248H117ZM122 250H121V251H122ZM23 251H25V250L23 249ZM31 251H29V252L31 253ZM33 251H32V252H33ZM56 252H58V251H56ZM59 252H60V251H59ZM72 252H73V254H74V256H73L74 258H75V257H76V258H77V257L79 258L80 256H82L81 258L84 259L85 251H84V249H83L82 247H78V248L76 249V251L74 250V251H72ZM72 252H71V253H72ZM99 252H100V251H99ZM109 252H110V251H109ZM113 252H114V250H113ZM125 252H126V251H125ZM127 252H126V253H127ZM162 252H163V251H162ZM223 252H224V251H222V252H218V253H215V254H216V255H222V254H224ZM25 253H26V251H25ZM40 253H38V254L40 255ZM75 253H76V254H75ZM221 253H222V254H221ZM18 254H19V253H18ZM35 254H36V253H35ZM106 254H107V253H106ZM113 254H115V253H113ZM169 254H170V253H169ZM254 254H255V253H254ZM26 255H27V254H26ZM28 255H29V256H32V255H30V254H28ZM58 255H59V254H58ZM77 255H79V256H77ZM102 255H103V254H102ZM125 255H126V254H125ZM29 256H28V257H29ZM36 256L38 257L37 254H36ZM53 256H54V255H53ZM103 256H105V255H103ZM106 256H107V255H106ZM106 256H105V258H106ZM108 256H109V255H108ZM110 256H111V255H110ZM121 256H119V257H121ZM128 256H129V255H128ZM128 256H126V258H127V262H128V260H129V257H128ZM132 256H131V257H132ZM162 256H163V255H162ZM37 257H36V258H37ZM73 257H72V258H73ZM169 257H170V256H169ZM179 257H180V255H179ZM255 257H256V256H255ZM257 257H258V256H257ZM38 258H39V257H38ZM56 258H57V257H56ZM81 258H80V259H81ZM85 258H86V257H85ZM87 258H88V257H87ZM114 258H116V257H114ZM114 258L112 257V260H113ZM126 258H125V259H126ZM155 258H156V259H155ZM157 258H159V259H157ZM162 258H163V257H162ZM162 258H161V259H162ZM253 258H254V257H253ZM39 259H40V258H39ZM39 259H38V260H39ZM102 259H103V258H102ZM102 259H101V260H102ZM108 259H109V257L107 258V260L103 259V260H104V263H105V261L108 262ZM125 259H124V261H125ZM17 260H18V259H17ZM31 260H33V262H34L36 259H33V258L31 257ZM44 260H46V259H44ZM44 260L41 259V262L44 261ZM48 260L44 261L43 263H45V262H46V263H47V262L49 263L50 261H48ZM52 260H53V258H52ZM52 260H51V261H52ZM109 260H110V259H109ZM112 260L109 261L111 264H113V262H114V261H112ZM119 260H120V259H119ZM131 260H132V259H131ZM133 260H134V259H133ZM214 260H216V259H214ZM224 260H225V259H224ZM246 260H247V259H245V262H246ZM248 260L250 261V259H248ZM254 260H255V259H254ZM18 261H19V260H18ZM18 261H17V262H18ZM36 261H37V260H36ZM39 261H40V260H39ZM84 261H85V259H84ZM163 261H164V260H163ZM217 261H220V259H219V260L217 259ZM217 261H216V262H217ZM221 261H222V259H221ZM252 261H253V259H252ZM31 262H32V261H31ZM133 262H134V261H133ZM235 262H236V261H235ZM242 262H243V260H242ZM247 262H248V261H247ZM247 262H246V263H247ZM253 262H254V261H253ZM259 262H261V261H259ZM34 263H35V262H34ZM36 263H38V262H36ZM39 263H40V262H39ZM46 263H45V264H46ZM93 263H94V262H93ZM98 263H99V262H98ZM98 263H97V264H98ZM138 263H139V262H138ZM157 263H158V262H157ZM214 263H215V262H214ZM218 263H219V262H217V264H218ZM239 263H240V262H239ZM243 263H244V262H243ZM243 263H242V264H243ZM99 264H100V263H99ZM101 264H102V263H101ZM108 264H109V263H108ZM248 264H251V262L248 263ZM252 264H253V263H252Z\"/></svg>",
  "mask_w": 264,
  "mask_h": 264
}]
</instances>
